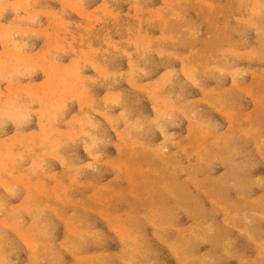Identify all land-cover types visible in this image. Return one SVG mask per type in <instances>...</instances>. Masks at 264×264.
I'll return each mask as SVG.
<instances>
[{"label":"rangeland","instance_id":"374dc122","mask_svg":"<svg viewBox=\"0 0 264 264\" xmlns=\"http://www.w3.org/2000/svg\"><path fill=\"white\" fill-rule=\"evenodd\" d=\"M122 1L123 0H116V1L115 0H113V1L112 0H75V1L74 0H29V1L28 0H24V1L23 0H0V28L3 26L2 27L3 29L2 28L0 29V34L2 33L0 36L1 37L0 42L3 41L0 43V94H1V96H0V121H1V123H0V133H1L0 134V137H1V139H0V168H2V170L0 169V180L4 179V180L8 181V179H9V181H10L11 179H13L10 182V184H12V187H10L11 185L8 184L9 181L4 182V180L3 181L1 180V182H0L2 184V185L0 184L1 185L0 186V212H1L0 213V220L2 222L3 221L2 218L5 219L7 217V219H8L7 221L5 220V223H4V221L2 223L0 222V230L2 229L0 231V240L2 239V241H3V242L0 241V243H1L0 246L2 245V243L4 244L3 246H1L2 248L0 247V252L2 249H4L0 253V258H1L0 264H3V263L7 264L6 261L8 262V260L6 259L7 258L6 255L9 257V261H10V262H8V264H10V263L11 264H27V263L28 264H53V262H55L54 264H64V263L65 264H110L111 262H112L111 264H125L126 262H127L126 264H133V263L134 264L135 263L136 264H138V263L139 264H142V263L143 264H149L150 262H152L151 264H153V261H154V264H177V263L182 264V262H184V261L186 263L184 262L183 264H191V263L192 264H200V263L201 264H264V250H263L264 244H262V242H264V240H263L264 239V235H263L264 234V228H263L264 227V201H261V200H264V198H263L264 190H262V189H264V151H263L264 150V146H263L264 145L263 144L264 143V128H263V126H264V106H263L264 105V96H262V95H264L263 94L264 93V73H263L264 72V28H262V26L264 27V8H262V6L264 7V5H263L264 1L261 0V2L263 1L262 2L263 4H262L260 1L258 2V0H240V1L239 0H229L230 2L228 0H218V1L215 0L217 2H215L214 0H209V1L208 0H193V2H191L192 0H188V1L186 0L187 2L182 1V0H177V1L175 0L174 6H173V0L172 1H169V0H163V1L162 0H148V1L147 0H127L126 1L125 0V1H123V3H122ZM178 1H179V4L177 3ZM242 1L245 4H243ZM66 2H68V3H66ZM73 2H75V3H73ZM13 3H15L17 5L21 3V5H20V7H19V5L16 7L15 4H13ZM27 3H28V5L31 4V5H29V7H30L29 9L26 8V7H28V6H26ZM176 3L179 5V7H178V5H176ZM79 4H80V8L82 7L81 12L79 11L80 10ZM96 4H97V6H96ZM214 4H216V5H214ZM23 5H25V7ZM71 5H73V6H71ZM113 5H114V7H113ZM140 5L142 6V8L140 7ZM198 5H199V7H198ZM93 6H95V7H93ZM137 6H139V7H137ZM111 7H113V8H111ZM161 7L163 9H161ZM175 7H176V10H175ZM229 7H230V9H229ZM77 8H78V10H77ZM171 8L175 12H172L173 10H171ZM180 8H181V11H180ZM211 8L212 9L215 8V9H213V11H212ZM258 8H261V9L258 10ZM22 9L25 11H23ZM96 9H97V11H96ZM99 9H101V10H99ZM83 10H85V11H83ZM87 10L88 11L90 10L89 11L90 13L91 12L95 13V16L98 13L99 17L97 18L93 14V19L91 20V18H89L88 16L92 17V13L90 15H88L89 12ZM151 10H152V12H154V11L155 12L158 11V12L157 13L154 12L152 14ZM165 10H166V14L169 15V16H167L166 14H164L167 16L166 20H169L168 22L165 21V19H164V18H166V16L165 17L163 16V13H165L164 12ZM86 11L88 12L87 14L84 13ZM239 11L240 12L242 11V12L240 13ZM261 11H263V12H261ZM119 12H121V13H119ZM161 12H163V13H161ZM170 12L173 13V14L171 13L172 17L170 16L171 14H169ZM82 13H84L85 15ZM104 13H106L108 15L106 16V14H104ZM184 13L186 16L184 15ZM220 13H221V15H219ZM60 14L62 16H60ZM67 14H69V15H67ZM158 14L160 15V17L161 16L164 17L163 20H162V17L158 18L159 17ZM191 14L193 15L192 17H191ZM222 14H224V15H222ZM29 17H31V20H29L30 19ZM129 17H130V19H129ZM169 17H171V18L168 19ZM180 17L184 18V19L182 20ZM242 17H244V18H242ZM87 18H89V19H87ZM253 18H255L256 20ZM206 19H208V21H206ZM240 19H242V21H240ZM243 19L246 20V21L244 20L245 21L244 23H243ZM251 19H253V20L250 21ZM140 22H143V24L142 23L140 24ZM148 23H149V25H148ZM248 23H250L251 26ZM257 23H258V27L256 28L255 26H257V25H255V24H257ZM7 24H9L11 26H8ZM128 24H130V25H128ZM154 24H157V25H154ZM191 24L194 26H192ZM216 24H218V25L216 26ZM143 25L144 26L146 25V26L144 27ZM186 25H188L189 27ZM206 25H207V27H206ZM12 26H13V28H12ZM165 26H166V29L164 28ZM10 27H11V29H10ZM170 27H171V29L172 28L173 29L170 30ZM184 27H186L187 29ZM220 28H221V30H220ZM4 29H6V31ZM164 29H165V31H167L166 33H165V31H163ZM9 30H10V33H9ZM25 30H26L27 34H26ZM258 30H261L260 34H258L260 32ZM33 31H35V32H33ZM139 31L142 33H139ZM173 31H175V32H173ZM192 31H193V33H192ZM176 32L178 35L175 34ZM8 33H9V35H8ZM143 33H146L148 35L145 36L146 34H143ZM185 33L188 36L185 35ZM194 34H195V36H194ZM243 34H245V35H243ZM172 35L174 36V39H173ZM215 35H217V36H215ZM261 35H263V36H261ZM150 36H152L153 38ZM176 36H178V37L180 36V37L178 38ZM192 36H194V38ZM9 37H10V39H8V41H7V38H9ZM171 38L173 39V41ZM181 38H182V40H181ZM236 38H238V39H236ZM94 39H97V40H94ZM165 39H166V41H165ZM168 39H171L170 41L173 43H171ZM9 40H12V41L10 42ZM140 40H141V42L142 41H146V42L141 43ZM147 40L148 41L150 40V41L148 42ZM159 40L163 41L161 43L164 47L161 45V43H159L160 42ZM177 40H179V41H177ZM134 41L136 43H134ZM124 42H126V43H124ZM229 42H230V44H229ZM3 43H4V45H3ZM246 43H249V45ZM5 44H6V46H5ZM17 44L19 45L18 47H20L21 45L23 46V47L21 46V48H22L21 50L19 48H16ZM122 44H124V46L126 48ZM155 44H157V45H155ZM232 45L236 46L235 50H234V47ZM251 45H252V47H251ZM10 46H11V48H10ZM221 46H222V48H220ZM2 48H3L4 52H3ZM122 48H123V50H122ZM175 48H176V51L178 50L177 52L175 51ZM226 48L229 50H232L230 52L235 51L237 53V50L238 51L241 50V51H239V55H238V53L236 55L235 52L230 53L229 50L228 51L226 50ZM251 48H253V49L251 50ZM144 49H146V50H144ZM244 49H245V51H244ZM7 50H12L10 52L11 55H10V53L8 54ZM167 50H168V52H167ZM225 50H226V52H225ZM247 50L249 51V53ZM253 50L255 53L252 52ZM86 51H87V53H86ZM115 51H117V52H115ZM122 51L123 52L125 51V52L123 53ZM133 51H135V52H133ZM153 51H154V53H153ZM170 51H172V52H170ZM204 51L207 53H205ZM242 51H244L246 54L243 53ZM18 52L19 53L22 52V54L24 56L29 55L28 57H25L28 60H26V59L24 60V58L23 59L18 58V54H19ZM26 52H27V54H26ZM43 52H44V54H43ZM84 52H85V54H84ZM88 52H89V54H88ZM202 52H203V54H202ZM227 52H229L230 54ZM257 52H258V54H257ZM3 53H6V56H5V54L3 55ZM107 53H111V54H107ZM162 53H163V55H161ZM167 53L168 54L171 53V54L168 55ZM172 53H173V55H172ZM182 53H183V55H182ZM195 53H197L198 55ZM200 53H201V57H203V60L199 55ZM12 54L14 55V57L12 56ZM190 54H192V56ZM248 54L249 55L251 54V55L249 56ZM7 55H8V57H7ZM15 55L17 56L16 58H15ZM108 55L110 57H108ZM121 55L124 58L123 57L121 58ZM253 55H255V56H253ZM31 56H33V58ZM186 56H188V57L185 58ZM196 56H197V58H196ZM189 57L191 59H193V57H194L193 60H195V61L189 59ZM234 57H235V59H234ZM182 58H183V60L184 59L185 60L183 61ZM227 58H228V60H227ZM229 58H230V60H229ZM74 59H75V61H74ZM47 60H48V62H47ZM186 60H188V62ZM233 60H234V62H233ZM78 61H79V63L76 64ZM103 61H105V62H103ZM168 61H169V63H168ZM185 61H186V63H185ZM236 61L237 62L239 61L238 64L236 63ZM59 62L61 65L59 64ZM111 62H113V63H111ZM114 62H116V63L114 64ZM135 62H137V63H135ZM140 62L142 63V65H139V64H141ZM190 62L192 65H190ZM204 62H207V63L205 64ZM35 63H37V64L40 63V64L36 65ZM46 63H48V64H46ZM96 63H97V65H96ZM131 63L133 64V66L131 65ZM187 63H189V64H187ZM202 63H204V66ZM247 63H248V65H247ZM33 64H35V66H37V67H35ZM79 64L80 65L82 64L81 67ZM75 65H76V67H75ZM77 65L80 68L77 67ZM92 65L94 66V68ZM168 65H169V67H168ZM206 65L207 66L210 65V66H208V68H207ZM103 66H104V68H102ZM186 66H187V68H186ZM234 66H235V68L238 67L237 71L233 68ZM249 66H251L252 69ZM33 67H34V69H33ZM144 67L145 68L148 67V68H146V70H145ZM193 67H194V69H193ZM213 67L214 68L216 67V68L214 69ZM217 67H220L222 69V71L219 68V72H217L218 71ZM227 67H228V69H227ZM242 67H243V69H242ZM35 68H37V69H35ZM44 68L46 69V71ZM60 68L62 71L60 70ZM83 68H85V69L82 70ZM174 68H176L178 71ZM196 68H198V70ZM209 68L210 69L212 68V69L210 70ZM224 68L226 69V72H225ZM232 68L234 69V71H235L234 73L236 75H234L231 72V71H233ZM239 68H240V70H239ZM139 69H140V71H139ZM171 69H172V71H171ZM204 69L206 72H204ZM70 70H71V72H70ZM98 70H100V71H98ZM105 70L108 71L110 74L109 73L107 74ZM121 70H123L124 73ZM188 70L189 71L191 70L190 72H192L194 74L189 75L190 73ZM199 70H202V71H199ZM227 70H229L230 74H228ZM28 71L31 73H29ZM47 71H48V73H47ZM152 71H153V73H152ZM174 71H176L177 74ZM197 71H199V72H197ZM243 71L245 72V74ZM249 71H251V73ZM252 71H253V73H252ZM63 72L66 73L67 76H66V74L64 75ZM248 72H249V74H247ZM15 73H16V75H15ZM28 73L30 74V76ZM53 73H54V75H53ZM68 73H69V75H68ZM81 73H83V74H81ZM100 73H102V75ZM127 73H129V74H127ZM132 74H134L133 77L131 76ZM250 74H252V76ZM5 75H7V76H5ZM86 75L88 77H85ZM119 76H121L120 77L121 79L119 78ZM130 76H131V78H130ZM76 77H77V79H76ZM94 77H95V80L97 79V81H95L93 79ZM195 77H196V79L198 78V80H196ZM221 77H223V78L221 79ZM225 77H226V79H224ZM82 78H84V79L82 80ZM126 78H128L127 81H126ZM193 78L196 80V83L194 82L195 80ZM16 79H17V81H16ZM85 79L86 80L88 79L89 81L88 80L86 81ZM157 79L160 80L161 82L163 81L161 86L158 85V82L160 84H161V82L158 81ZM65 80L68 81V83L65 82ZM135 80H137V82ZM138 80H139V82L140 81L141 82L138 83ZM177 80L178 81L180 80V81L178 82ZM189 80H191V81H189ZM215 80H216V82H215ZM70 81H71V84L69 83ZM76 81H78V82H76ZM83 81H84V83H83ZM120 81H122V82L120 83ZM168 81H170V82H168ZM72 82H75V83H72ZM142 82H144V83H142ZM29 83H30V85H29ZM90 83L92 84V86H94V85H97V86H94L92 88ZM156 83H157V85H156ZM187 83H189V84H187ZM7 84L11 85V86H9L10 88H8ZM17 84H18V87L16 86ZM21 84H24V85L22 86ZM27 84L30 86V88H32L31 90ZM138 84H140V85L142 84V87ZM143 84H145V87L148 85L146 90H145ZM169 84H171V85H169ZM172 84H174V85H172ZM183 84H186L187 86L185 87V85H183ZM240 84H242V85H240ZM245 84L248 86L245 87L246 86ZM33 85L36 87H34ZM197 85H199V87ZM243 85H245L244 86L245 88L243 87ZM250 85H251L252 89H251ZM24 86H27L29 89L27 87H24ZM73 86H76V87L73 88ZM203 86H204V88H203ZM88 87H89V90L87 91ZM111 87L114 90L111 89ZM238 87H240V88H238ZM13 88H14V91H13ZM24 88L26 91L23 90ZM16 89H18V90H16ZM27 89H28V91L30 90L29 93H28ZM67 89H69V90H67ZM127 89H129V90H127ZM156 89H158V90L160 89V91H157ZM183 89H184V91H183ZM210 89H212V90H210ZM226 89H228V90H226ZM239 89L240 90L243 89L242 90L243 92L240 91ZM246 89L248 90V92ZM81 90H82V93H81ZM84 90H85V92H84ZM147 90H148V92H147ZM149 90H150V92H149ZM205 90H206V92H205ZM216 90L217 91L220 90V92H217ZM253 90H254V92H253ZM118 91H121V93ZM168 91H169V93H168ZM180 91H181V93L183 91V93L180 94ZM244 91H245V93H244ZM258 91L260 92V94ZM66 92H68V94ZM94 92H95V95H94ZM160 92H162V93L165 92V93L162 95ZM175 92H176V94H175ZM216 92H217V94H216ZM251 92L254 93V94H252L253 96L251 95ZM255 92L257 95H255ZM57 93H58V95H57ZM71 93H72V95H71ZM83 93L84 94L86 93L87 95L86 94L82 95ZM105 93H107L109 95H106ZM116 93L117 94L120 93L121 95H117ZM130 93H131V95H130ZM156 93L159 94V96L162 95L163 98L162 97L158 98V95H156ZM204 93L206 94V98H203V97H205ZM209 93H212V95H214V96H212L211 94L208 95ZM43 94L45 95V97ZM76 94H78V95H76ZM114 95L117 97H115ZM207 95H208V97H207ZM39 96H41V97L39 98ZM71 96H73V97L70 99L69 97H71ZM85 96H87V97H85ZM108 96L110 97L111 101H112V99H114L113 101L115 103L109 101L110 99L108 98ZM169 96H171V99L169 98ZM222 96H223V100H222L223 103L220 102L222 99ZM7 97H8V99H7ZM43 97H44V99H43ZM91 97H94V98H91ZM103 97L107 101L104 100ZM119 97L123 98V100ZM164 97H166V98L168 97L170 100L168 101L167 100L168 98L166 99ZM210 97H211V99H210ZM251 97H254L255 100ZM98 98H99V100H98ZM135 98H137V99L135 100ZM208 98H209V100H204V99H208ZM213 98H214V100H217V99L218 100L214 101V100H212ZM256 98H257V100H256ZM76 99H78V101ZM94 99L96 100V102L92 101ZM160 99H162V101ZM201 99H203V101ZM243 99H244V101H243ZM115 100L121 101V102L118 101L120 104L118 105V102H116ZM164 100H167V102ZM224 100H225V102H224ZM31 101H33L32 104H31ZM50 101H51V103L49 104ZM105 101L107 104H105ZM171 101L174 103H172ZM213 101H214V103H213ZM218 101L220 102V104ZM90 102L92 104H90ZM108 102H110V103L108 104ZM170 102L173 104V105L171 104L172 108L168 104ZM47 103H48V106H47ZM69 103L71 105H69ZM84 103H89L87 105L88 107L85 106L86 104H84ZM176 103L179 105L176 106ZM181 103H182V106L180 105ZM215 103H216V105L219 104L220 107L218 105V108H217ZM61 104H64V105H61ZM65 104H66V106H65ZM153 104H154V106H152ZM158 104H159V106H157ZM190 104H191V106H192V104H194V105L191 107ZM14 105H15V107H14ZM89 105H92L93 107L89 106ZM214 105H215V107H214ZM221 105H223L224 108H223V106L221 107ZM83 106L86 108H84ZM161 106L162 107L164 106V108H162ZM183 106H184V108H183ZM5 107H6V109H5ZM64 107H66L67 109ZM135 107H137V108H135ZM157 107L158 108L161 107V108H159V110H158ZM165 107H166V110L168 112H166ZM167 107H168V109H167ZM260 107H261V109H260ZM10 108H12V110ZM126 108L129 111L128 114H127V111H124V110H126ZM188 108H190V109H188ZM232 108H234V109H232ZM44 109L46 111H44ZM90 109L92 110V112ZM105 109L107 112L105 111ZM218 109H219V111H221V114H220V112H218ZM41 110H43L44 113H41L42 112ZM64 110H66V111H64ZM83 110H85V111H83ZM108 110H109L110 114L113 113L115 115L114 116L115 118L117 116L116 114H118V113L119 114L121 113L123 117H125L126 114H127V116L125 118H123L121 116L122 117V119H121L119 114H118V122H116V124H115V121L117 120V118L115 119L114 117H112V115L109 114ZM193 110H194V112H193ZM225 110H226V112H225ZM182 111L183 112L187 111V112H184V114L182 115ZM199 111H200V113H199ZM5 112H8V113L10 112L11 115H10V113L9 114L6 113L5 115H3ZM25 112H26V114H25ZM134 112L136 113V115H134L135 114ZM17 113H20V114H17ZM161 113H162V117H160ZM185 113L188 116L185 115ZM208 113H210V114H208ZM250 113H251V115H250ZM7 114H8V117L13 115L11 117V119L10 118L8 119V117H6ZM123 114H125V115H123ZM170 114H172L171 115L172 118H171ZM178 114H179V116H178ZM198 114H199V116H198ZM228 114H230V115H228ZM16 115H19L18 116L19 118ZM20 115H21V117H20ZM103 115H105V116L103 117ZM109 115H110V118H109ZM164 115H169L170 117H167V116L165 117ZM192 115L194 117H197V119L199 118L200 122H198L199 121L198 120L197 121L198 123H197L195 121V118ZM222 115H223V117H222ZM232 115H233V117L236 115L235 119L237 121L235 119H232L233 118ZM56 116H58V117H56ZM212 116H213V118H212ZM79 117H80V119H79ZM158 117H160V118H158ZM82 118H83V120L85 118V120L83 121ZM91 118H92V120H91ZM112 118H113V120H112ZM143 118H145V119H143ZM14 119L16 121H14ZM110 119L114 122L110 121ZM164 119H165V121H164ZM167 119H169V120H167ZM205 119L206 120L208 119V120L206 121ZM230 119H232V121ZM19 120H20V122H19ZM56 120L58 123H56ZM122 120L125 122L123 123ZM127 120H129V123ZM130 120L132 122H130ZM143 120L146 123L141 125L142 123H144ZM157 120H159V122H161V123L159 124V122ZM177 120H179V121L177 122ZM190 120H191V122H190ZM50 121H52V122H50ZM93 121H96L97 123L93 122ZM139 121L141 123H139ZM150 121H152V122L150 123ZM234 121H236V122H234ZM71 122H75V124L71 123ZM83 122H85V123H83ZM110 122H112L113 125ZM135 122L137 124H139V126H137V124ZM201 122H202V124H201ZM249 122L251 124H249ZM20 123H21V125H20ZM52 123H53L54 127L56 126L55 128L52 126ZM86 123L87 124L89 123L88 125H90L91 128H89L88 125L86 127ZM258 123H260V124H258ZM155 124H156V127H155ZM193 124L195 125V127ZM77 125H81L82 127L81 126L79 127ZM92 125H93V127H96V129L92 128ZM162 125H164V127ZM172 125H174V126H172ZM198 125L200 126V128L198 127L199 132L196 130V129H198L197 128ZM202 125H203V129L205 128V130H204L205 132L202 129ZM238 125L239 126L242 125V126L239 127ZM142 126L146 127V128H143ZM159 126H162L163 129L161 127L159 128ZM230 126L233 128H230ZM257 126H259V127H257ZM48 127L52 128V129H50ZM78 127L80 129H78ZM168 127H169V129H168ZM193 127L195 128L197 135L192 132ZM218 127H220V128H218ZM86 128H87V130L91 129L89 131H92V130L93 131L88 132L86 130ZM141 128H143V129L141 130ZM46 129L48 131L52 130L50 132L51 133L50 136H49L50 133ZM61 129H62L63 133L60 131ZM133 129H134V132H132ZM247 129L248 130L250 129L251 132L248 131ZM45 130L47 132H45ZM55 130L58 131V134L56 133L57 131H55ZM79 130H80V133L76 134L77 131L79 132ZM122 130L124 132H125V130L126 131L128 130L129 132H131V135H133V138H132V136H130L128 131L125 133L126 137L122 136V134L124 135ZM136 130L138 131L137 133H136ZM245 130H247V131H245ZM257 130L259 132H257ZM64 131H67V132L64 133ZM227 131L229 133H226ZM52 132H53V134H52ZM93 132H94V135L92 136L91 133L93 134ZM167 132H168V134L169 133L172 134L171 137H169L170 134L169 135L166 134ZM180 132L182 133V135ZM190 132H191V135H190ZM197 132L198 133L202 132L203 134L202 133L198 134ZM249 132L251 134H249ZM16 133H19V134H16ZM30 133H32V135H30ZM38 133H40V134L38 135ZM47 133H49V134H47ZM68 133L72 134L71 135L72 137L69 138ZM83 133H85V135ZM204 133L206 134V136H204ZM220 133H222V134H220ZM247 133H248V135H247ZM26 134L27 135L29 134V136L27 137ZM74 134H76V135H74ZM127 134L129 135L130 140L128 139ZM252 134H254V135H252ZM256 134H257V136H256ZM21 135H24L23 137L26 136L27 140L25 138L21 137ZM40 135H43V137L41 138ZM73 135L76 136V139ZM200 135H202L203 137ZM228 135L229 136L231 135V136L226 137ZM243 135L246 136V138ZM260 135H262V136H260ZM8 136L10 138V141L7 139ZM11 136H12V138L15 136V138L18 140H24L25 139L23 141L24 143L20 142V143H23V145H20L18 140L16 141L15 138L13 141ZM103 136H106V137L103 138ZM112 136H113V138H112ZM199 136H200V138H198ZM2 137H3V139L6 137L4 139L5 143L7 142L6 144L3 143L4 140L2 139ZM54 137H55V139H54ZM90 137H92L93 141ZM32 138L33 139L35 138L36 142H34V140H31ZM43 138H45V139H43ZM81 138H83V139L81 140ZM101 138H103V139H101ZM131 138L133 140L137 138L135 140L136 143ZM193 138H194V140H193ZM201 138H203V140H202L204 142L203 145H202V141L200 140ZM257 138L261 139V140H258ZM38 139H41V140L38 141ZM50 139H51V141H50ZM89 139H91V141ZM94 139H96V141ZM120 139H122L121 142H120ZM143 139H144V141H140ZM163 139L165 141H163ZM11 140H12V142H11ZM72 140H74L75 142ZM138 140L140 141L139 142L140 145L138 143ZM195 140H199V142H197L198 144L196 147H195L196 142H194ZM210 140H211V142H210ZM217 140H218V142H217ZM228 140H229V142H228ZM54 141H57V142L59 141V142L57 143ZM62 141H63V143L61 146ZM65 141H67V142H65ZM94 141H95V143H94ZM189 141H190V143H189ZM222 141H223V143H222ZM258 141H260V142H258ZM9 142H11V143L8 146ZM124 142H125V146H124ZM163 142H165V143L163 144ZM225 142H227V144H225ZM1 143H2V145H1ZM53 143H56L57 145L53 144ZM134 143H135V145H131ZM213 143H214L213 146L210 145ZM221 143H222V146H221ZM26 144H27V146H26ZM37 144H38V146H37ZM63 144H65V146H63ZM121 144H122V146H121ZM162 144H163V146H162ZM49 145H50V147H49ZM54 145L57 147L60 145L61 147L59 146L60 149H57ZM87 145H88V148L89 147H92V148L88 149ZM90 145H92V146H90ZM94 145H96V147ZM147 145L150 147L147 148ZM155 145H156L157 149L154 148ZM201 145H202V147H200ZM34 146L36 148H34ZM51 146H52V148H51ZM120 146H121L120 149H122L121 152H120V149L118 150V147H120ZM126 146H127V148H128V146H130L131 148L129 147V149H127V148H125ZM186 146H188L187 149H186ZM46 147L47 148L49 147V148L47 149ZM53 147H55L56 150L53 149ZM144 147L147 149H144ZM163 147H164V149H161ZM171 147H172V149H171ZM182 147H183V149H182ZM194 147L195 148L200 147L199 149H201L202 151L201 150L197 151V149L195 151ZM8 148H10V149H8ZM29 148H30V150H29ZM135 148H136V150H135ZM153 148H154V151H153ZM4 149H5V151H4ZM33 149H35L38 153L36 151H33ZM52 149L56 152L58 150V153L60 152V154H61V152H63L62 154H64V155L62 156V154H61L58 157V153L53 152ZM105 149H108V150H105ZM8 150H9V152H8ZM25 150L28 152H26ZM155 150H156V154L153 153V152H155ZM160 150H162V151H160ZM11 151H13V152H11ZM19 151H20V153H19ZM23 151H25V153ZM159 151L162 153H160ZM190 151H192V152H190ZM236 151H237V153H236ZM1 152H3V153L1 154ZM15 152L16 153L18 152L19 154L18 153L15 154ZM135 152L137 153V155ZM29 153L32 155H30ZM34 153H35V155H34ZM49 153L54 155L52 157L54 158L55 161H49V160H53V158H51V156H49L50 158L48 156L47 157L45 156V155H48ZM89 153L92 155V157ZM133 153H135V154H133ZM163 153H164V155H166V157H164ZM169 153H170V156H169ZM215 153H216V156H215ZM13 154H15L16 158H14L15 156ZM20 154H23V156H20ZM186 154H187V157H186ZM9 155H11L10 157L13 158L12 159L13 161L11 160V158H8ZM17 155H19V156H17ZM29 155H30V157H29ZM55 155H57V156L55 157ZM96 155L98 158L96 157ZM126 155H127V157H126ZM43 156H45L44 157L45 162L39 161V160H43ZM214 156H215V159H214ZM62 157L69 159V160L66 159V161L68 160L67 162H69L68 166H67V162H65V160H64L65 158L63 159ZM123 157H125L124 160L121 159ZM159 157H161V158H159ZM4 158L5 159L7 158V159L5 160ZM60 158H62V160ZM94 158H95L96 162H95ZM108 158H109V160H112V162L114 164L111 161H109ZM117 158H118V160L121 159L122 161L120 160L118 162L116 160ZM127 158H128V160H127ZM162 158H163V160H161ZM219 158H223V159H219ZM3 159H4V161H3ZM45 159H47V161ZM113 159H115L116 162L113 161ZM237 159H239V160H237ZM7 160L9 162L11 160L10 164ZM17 161H19L18 163H20L19 168L17 167L18 166ZM216 161H218V162H216ZM12 162H14L13 164H15V163L16 164L13 165ZM51 162L53 165L51 164ZM104 162L105 163L108 162L109 166H108V164H105ZM109 162H111V163H109ZM129 162H130V164H129ZM47 163L50 164V165L48 164V167H47ZM72 163L73 164L75 163V164L72 165ZM90 163L92 164V167H91V165H88ZM93 163L94 164L96 163V164L94 165ZM98 163H101V164H98ZM126 163L128 165L127 167H126ZM3 164H4V166H3ZM80 164H82V165H80ZM116 164H118L117 165L118 169H117V167L114 166ZM131 164L132 165L134 164V165L132 166ZM8 165L9 166H15V167L9 168ZM39 165L41 166V168L44 167V170L46 172L42 171L43 169H41ZM44 165H46V166H44ZM147 165L149 166V172L151 169H154L155 171L153 170L154 172L151 171L150 173H148V171H147V175H146V170H148ZM2 166L3 167L6 166L5 169ZM52 166H54L55 168L54 167L52 168ZM88 166H89V168H88ZM35 167H36V169H35ZM37 167H39V168L37 169ZM214 167H215V170H214ZM48 168H49V170H47ZM72 168L74 169V171H72L73 170ZM75 168H79V169H81V171L79 169H75ZM130 168H131V170H130ZM3 169L5 171H3ZM10 169H12L11 170L12 172L10 171ZM17 169L19 170L18 172L20 174L17 172ZM28 169H29V171H28ZM39 169H41V172ZM69 169H71V170H69ZM126 169L128 171H126ZM138 169H139V171H137ZM78 170H79V172H76ZM33 171H34V174L31 175L33 173ZM70 171H71V173H70ZM135 171H137V173H135ZM181 171H182V173H181ZM10 172L13 174L12 176H10V174H11ZM44 172L48 173L47 176ZM25 173L27 176L25 175ZM66 173H68L69 176L72 173L74 175L72 174L68 178V175ZM75 173H76V175L78 173V175L75 176ZM128 173H131L130 174L131 176L128 175ZM143 173H144V175H143ZM188 173L190 174V179H188L189 178ZM55 174H57V176H59V177H57ZM118 174H119V176H118ZM126 175H128V177ZM21 176H22V178H21ZM38 176L41 177L39 180H38V178H39ZM79 176L81 179L80 178L78 179ZM53 177H55V178H53ZM60 177H61V179H60ZM73 177H76L77 179L73 178ZM125 177H127V178H125ZM67 178H68V180H67ZM128 178L131 179V182H130V179H128ZM22 179H23V182H22ZM36 179L39 181V183L36 182ZM49 179L51 182L49 181ZM82 179L85 182H83ZM167 179H169V180H167ZM230 179H232V180H230ZM17 180H19V181H17ZM28 180H30V181L33 180L35 183L33 181L30 182ZM40 180H41V183H40ZM58 180H60V182H59L60 184H58V182H55ZM13 181L17 182V183H14L15 185H19V183L21 182L20 183L21 186L19 185L18 187H15V185H14V187H13V183H12ZM43 181H44V183H42ZM64 181H66V183ZM77 181H80V182L78 183ZM132 181H135V182L133 183ZM188 181H189V183H188ZM22 183H25V184H23L25 186V188H24V186H22ZM31 183H32V185H30ZM55 183H56V185H55ZM63 183H65L64 187L62 185ZM75 183H76V185H75ZM83 183H85V184H83ZM90 183H92V185ZM192 183H194V184H192ZM195 183L197 184L198 187L196 186ZM35 184L37 185V187H39L38 191L40 193L44 192L46 194L45 195L43 193V195L45 197L43 195H40V197L38 196L40 193L37 191V187L35 186ZM71 184H72V186H71ZM81 184H83V185H81ZM101 184L104 185V187H101L102 186ZM105 184L106 185L108 184V185L106 186ZM47 185H49V186H47ZM59 185L61 186L60 188H58ZM130 185H132V186H130ZM160 185H163V186H160ZM5 186H8L9 188H7ZM32 186L36 187V188H34V191L32 189L33 188ZM41 186H42V188H40ZM44 186L46 188H44ZM97 186H98V188H97ZM108 186H110L111 188ZM19 187H22V189ZM26 188L31 189L32 191L31 190L30 191L32 193L29 191V189L26 190ZM68 188H70V189H68ZM100 188H102L101 191L100 190L97 191ZM201 188H203V189H201ZM45 189H46V191H45ZM50 189H51V191H50ZM129 189H130V191L128 192L127 190H129ZM117 190H119L120 192ZM168 190H171L170 193L168 192ZM12 191L16 192V193H14V196H12L13 195ZM62 191H63V195L64 194L67 195L68 193L70 194V195L65 196L68 198V201L66 200L67 198H65L63 195L61 196L60 193ZM66 191H67V193H66ZM95 191L98 193H96ZM231 191H232V193H231ZM10 192H12V195ZM36 192H38V193H36ZM53 192H55L56 194H54ZM99 192H101V193H99ZM114 192H116V193H114ZM9 193H10V195H9ZM109 193L112 196H110ZM16 194H17V196H16ZM31 194H32V196H31ZM48 194H50V197H48L46 199V197L49 196ZM85 194H87V195H85ZM99 194L101 195V197ZM57 195H59V196H57ZM93 195H94V197H93ZM102 195H106V199H104L105 196L102 197ZM200 195L202 198H200ZM251 195H252V198H251ZM27 196H29L30 198L29 197L27 198ZM35 196L40 198L39 201H38V198ZM41 196H43V198H41ZM70 196H73V197L71 198ZM81 196H82V198L84 197L85 200L82 199ZM259 196L261 199L258 198ZM1 197L4 200L7 199L6 204H5V201H2L3 199ZM33 197H35V199H33ZM59 197H60V199H59ZM74 197L76 198L75 200H74ZM253 197H254V199H253ZM36 198H37V201H36ZM70 198H71V200H70ZM54 199H56V200H54ZM57 199H59L58 200L59 202L57 201ZM61 199L63 200V204H62ZM81 199L84 200L83 201L84 203L82 202L83 204H81V202H80ZM97 199H101L103 201H100V200L96 201ZM211 199H213V200H211ZM249 199H251V200H249ZM104 200L107 203L109 202L110 204L109 203L107 204L106 202H104ZM34 201H36V203ZM54 201H56V202H54ZM1 202H3L4 204ZM22 202H24V203H22ZM42 202H43L44 206L41 204ZM67 202L68 203L71 202L69 204V206H68ZM72 202H74V203H72ZM14 204H16V205H14ZM18 204H20V205H18ZM32 204L36 207L32 206ZM38 204H39V206L41 204V206L39 207ZM87 204H90V205L88 206ZM157 204H158V206H157ZM3 205H4V207H3ZM27 205H28V208L26 207ZM30 205H31V207H29ZM52 205H53L54 209L51 208ZM83 205H85V206H83ZM99 205H104V206H99ZM20 206H21V208H23V206L26 208H23L21 211V209L19 208ZM45 206H47L49 209L47 207L45 208ZM65 206H67V207H65ZM79 206H81V207H79ZM15 207L17 210L20 209L16 215L20 216L21 218L23 217L22 219L20 217L15 218L16 217L15 211H17L15 209ZM37 207H39V208H37ZM59 207H62L61 212H60ZM88 207H89V209H88ZM97 207H99L101 210H99V208H97ZM34 208H36L35 209L36 212H35ZM91 208H93L94 211ZM104 208H105V210H104ZM245 208H246V210H245ZM42 209H44V212L42 213L43 216L40 213L41 211H43ZM55 209H57V210H55ZM28 210L31 211L32 216H31V214H29L30 212ZM96 210H98L99 212ZM106 210H108L109 212L111 211V212L109 213ZM118 210L119 211L121 210V212H120V213H122V214H120L121 218L119 217V211ZM147 210H148V212H147ZM152 210H154V211L152 212ZM228 210H229V212H227ZM249 210L251 212H250V214L249 213L247 214V212H249ZM12 211L15 213H13ZM233 211H237V214H236V212H233ZM11 212L13 213V215H11L12 214ZM96 212H98V213H96ZM100 212L102 213L103 216L100 215L101 214ZM60 213H61V216H60ZM103 213H106V215ZM112 213H114V214H112ZM231 213H233V214L230 217ZM245 213H246V215H245ZM225 214L226 215L228 214V215L226 216ZM242 214H243V216H242ZM53 215H54V217H53ZM70 215H71V218L69 217ZM99 215L101 218L99 217ZM107 215L108 216L112 215V216L107 217ZM12 216L15 220L12 218ZM62 216H64L63 219H61ZM123 216H125V217H123ZM156 216H158V217H156ZM235 216H236V218H235ZM9 217L12 218L13 219L12 221H14L16 223L15 224L14 222H12L13 224H15V226L12 225L11 219ZM94 217H96V218H94ZM117 217L120 218L121 220H124V221L123 222L120 221ZM127 217H128V219H126ZM40 218H43V219L41 220ZM47 218H49L50 221ZM53 218H54L53 223L55 225L52 226L51 222L53 221ZM55 218H56V220H55ZM65 218H66V221H65ZM67 218H68V220H67ZM9 220H10V223H9ZM69 220H70V222H69ZM71 220H72V222H71ZM79 220H81V221H79ZM47 221H49L50 223ZM62 221H64V222H62ZM74 221H77V222L74 223ZM114 221H115V223H114ZM168 221H170V222H168ZM17 222H19V223H17ZM67 222H69V223H67ZM153 222H156L157 225H155V223L151 224ZM72 223L75 224V226ZM116 223H119V224H116ZM162 223H165V224H162ZM230 223H232V224H230ZM5 224L6 225L9 224L10 228H11V226H13L12 227L13 231H12V229H9V227L6 226ZM20 224H22V225H20ZM204 224H206V227ZM67 225H69V226H67ZM109 225H111V226H109ZM115 225H118V226H115ZM121 225L125 226L128 230H130L132 235H133V232L135 231L134 235L132 237L134 239H136V241H138L139 245L138 244L137 245L139 246V248L134 244V242L133 243L129 242L131 245L128 243L129 239L126 240V238H125L126 236L124 237L123 236L124 234H122L123 232H121L122 228H123V226H121ZM244 225L245 226L247 225V226L245 227ZM31 226H33V227H31ZM129 226H130V228H129ZM172 226H174V227H172ZM182 226L185 228H183ZM18 227H20V228L18 229ZM22 227H24V229L21 230ZM28 227L31 228V231L33 230V232H35V233H33V232L31 233L30 229L28 230ZM118 227H121V228H118ZM157 227H159V228H157ZM188 227H190V228H188ZM235 227H237V228L239 227L238 229H241L240 230L241 233ZM52 228H54V231ZM162 228H164V229H162ZM206 228H208V230L212 231V232L208 233V230H206ZM16 229H17V231H16ZM185 229L186 230L189 229V230H187V232H186ZM23 230H25V231L23 232ZM118 230H120V231H118ZM183 230L185 232H183ZM28 231L31 234L29 236L27 235L28 237L26 238L25 232L28 233ZM96 231H98V232H96ZM137 231L139 232V234L137 233ZM142 231H144V232H142ZM154 231H156V232L159 231V232L156 233ZM177 231H179V232H177ZM246 231L248 232V234L246 233ZM21 232H23V233H21ZM65 232L68 235L66 237H65ZM181 232H182V234H181ZM2 233L3 234L6 233V234L2 236L1 235ZM20 233L22 236L21 235L18 236V234H20ZM40 233H41V235H43L42 237H40L41 236ZM158 233L161 237L160 236L158 237ZM199 233L202 237L199 235ZM32 234L34 236H36V237H34L35 239L33 238V236L31 239ZM47 234H48V236H47ZM118 234L121 235L122 240H124L125 242L124 241L121 242V237ZM140 234H141V236H140ZM153 234H154V236H153ZM239 234H240V236H239ZM38 235L40 238L38 237ZM182 235H183V237H182ZM246 235H247V237H246ZM249 235H250V237H249ZM73 236H75V237H73ZM203 236H204V238H203ZM19 237L21 238V240L19 239ZM67 237L69 239H67ZM118 237H120V238H118ZM181 237H182V239H181ZM195 237H197V238L195 239ZM22 238L24 241L22 240ZM82 238H84V239L82 240ZM93 238H97V239L99 238V239L98 240L96 239V241H94ZM113 238H114V240H113ZM159 238H161V241ZM5 239H8V240H5ZM73 239H74V244H73ZM100 240H102V241H100ZM29 241L30 242L31 241H33V242L37 241L36 243H38V244L33 243V247L31 248V246H29V248H28L26 246L30 245ZM154 241H155V243H154ZM178 241H181V242H178ZM223 241H224V243H223ZM229 241H230V243H229ZM225 242H227V243L225 244ZM9 243H10V245H9ZM95 243H96V245H95ZM260 243L263 246L259 245ZM35 244H36V247L38 249V251H36L37 253L33 249L35 247L34 246ZM132 244H134V245H132ZM152 244H153V246H152ZM169 244H170V246H169ZM51 245H53V246H51ZM62 245H64L66 248ZM123 245H124V247H123ZM71 246H72V248H71ZM129 246H130V248H129ZM241 246L242 247L244 246V247L242 248ZM254 246H256V247H254ZM99 247H102V248L100 249ZM146 247H147V249H144ZM246 247H248V248H246ZM249 247H250V249H249ZM257 247H258V249H257ZM59 248H61V249H59ZM64 248H65V251L63 252ZM148 248H150V250H152V249H156V250H152L151 252H148V251H150V250H148ZM28 249L30 250V252H28L29 251ZM227 249H229V250H227ZM4 251H6V252L4 253ZM31 251H33L34 253ZM84 251H86V252H84ZM130 251H132V252H130ZM173 251H174V253H173ZM225 251H226V254H225ZM228 251H230L231 253ZM109 252L112 254H110ZM123 252H124V254H123ZM139 252L141 253V255ZM247 252H248V254H247ZM99 253H101V255ZM143 253H144V255H143ZM81 254H83V255H81ZM84 254H86L87 256H85ZM187 254L191 258L186 256ZM202 254H203V257H202ZM206 254H208V255H206ZM259 254H261V256ZM16 255H17V258H16ZM28 255H29V257H28ZM176 255H178V257ZM224 255H225V257H224ZM251 255H252V257H251ZM33 256L35 258H33ZM76 256H78V257H76ZM133 256H134V258H133ZM181 256L184 258V260L182 259ZM124 257H126V262L125 261L123 262V260H125ZM128 257H129V260H131V262H133V263H130L128 261ZM180 257H181V259H180ZM243 257H244V261H243ZM74 258H75V260H74ZM78 258H79V260L81 259V261H79ZM195 258H196V260H195ZM228 258H230L229 262L227 261ZM240 258H241V261H240ZM252 258H253V260H252ZM3 259L5 260L4 262H3ZM31 259L33 260V262L31 261ZM45 259H46V261H45ZM14 260H16V261H14ZM49 260H51V261H49ZM157 260H159V261H157ZM63 261H65V262H63ZM30 262H32V263H30Z\"/></svg>","mask_w":264,"mask_h":264},{"label":"bare ground","instance_id":"6f19581e","mask_svg":"<svg viewBox=\"0 0 264 264\" xmlns=\"http://www.w3.org/2000/svg\"><path fill=\"white\" fill-rule=\"evenodd\" d=\"M23 1H24V0H23ZM28 1H29V0H28ZM74 1H75V0H74ZM112 1H113V0H112ZM115 1H116V0H115ZM123 1H125V0H123ZM123 1H122V3H123ZM126 1H127V0H126ZM147 1H148V0H147ZM162 1H163V0H162ZM169 1H172V0H169ZM169 1H168V2H169ZM174 1H175V0H173V6H174V3H175ZM176 1H177V0H176ZM182 1H186V0H182ZM187 1H188V0H187ZM187 1H186V2H187ZM208 1H209V0H208ZM214 1H215V0H214ZM217 1H218V0H217ZM217 1H215V2H217ZM228 1H229V0H228ZM239 1H240V0H239ZM239 1H238V2H239ZM259 1L261 2V0H258V2H259ZM263 1H264V0H263ZM263 1H262V2H263ZM82 2H83V1H82ZM119 2H120V1H119ZM168 2H167V3H168ZM189 2H190V1H189ZM191 2H193V0H192ZM206 2H207V1H206ZM229 2H230V1H229ZM234 2H235V1H234ZM254 2H255V1H254ZM262 2H261V3H262ZM66 3H68V2H66ZM73 3H75V2H73ZM110 3H111V2H110ZM116 3H117V2H116ZM141 3H142V2H141ZM148 3H149V2H148ZM177 3L179 4V1H178ZM177 3H176V5H178ZM210 3H211V2H210ZM224 3H225V2H224ZM242 3H243V1H242ZM256 3H257V2H256ZM13 4H15V3H13ZM25 4H26V3H25ZM81 4H82V3H81ZM108 4H109V3H108ZM111 4H112V3H111ZM114 4H115V3H114ZM190 4H191V3H190ZM202 4H203V3H202ZM220 4H221V3H220ZM239 4H240V3H239ZM243 4H245V3H243ZM262 4H263V3H262ZM18 5H19V7H20L21 3L18 4ZM18 5L15 4L16 7H17ZM29 5H31V4H29ZM29 5H28V3H27L26 6H28V7H26V8L29 9V8H30ZM82 5H83V4H82ZM103 5H104V4H103ZM167 5H168V4H167ZM214 5H216V4H214ZM221 5H222V4H221ZM221 5H220V6H221ZM228 5H229V4H228ZM263 5H264V4H263ZM23 6L25 7V5H23ZM66 6H67V5H66ZM71 6H73V5H71ZM71 6H70V7H71ZM83 6H84V5H83ZM85 6H86V5H85ZM96 6H97V4H96ZM143 6H144V5H143ZM185 6H186V5H185ZM240 6H241V5H240ZM24 7H23V8H24ZM93 7H95V6H93ZM113 7H114V5H113ZM113 7H111V8H113ZM115 7H116V6H115ZM137 7H139V6H137ZM140 7L142 8L141 5H140ZM163 7H164V6H163ZM168 7H169V6H168ZM171 7H172V6H171ZM178 7H179V5H178ZM198 7H199V5H198ZM211 7H212V6H211ZM236 7H237V6H236ZM255 7H256V6H255ZM260 7H261V6H260ZM14 8H15V7H14ZM75 8H76V7H75ZM81 8H82V7H81ZM81 8H80V4H79V9H80L79 11H80V12L82 11ZM118 8H119V7H118ZM150 8H151V7H150ZM157 8H158V7H157ZM172 8H173V7H172ZM172 8H171V10H173ZM262 8H264V7L262 6ZM93 9H94V8H93ZM106 9H107V8H106ZM144 9H145V8H144ZM151 9H152V8H151ZM161 9H163V8L161 7ZM201 9H202V8H201ZM211 9H212V8H211ZM213 9H215V8H213ZM213 9H212V11H213ZM229 9H230V7H229ZM260 9H261V8H258V10H260ZM15 10H16V9H15ZM22 10H23V9H22ZM40 10H41V9H40ZM74 10H75V9H74ZM77 10H78V8H77ZM77 10H76V11H77ZM90 10H91V9H90ZM90 10H89V11H90ZM99 10H101V9H99ZM108 10H109V9H108ZM152 10H153V9H152ZM152 10H151V13L153 14L155 11L152 12ZM168 10H169V9H168ZM171 10H170V11H171ZM175 10H176V7H175ZM196 10H197V9H196ZM207 10H208V9H207ZM221 10H222V9H221ZM236 10H237V9H236ZM244 10H245V9H244ZM23 11H25V10H23ZM27 11H28V10H27ZM34 11H35V10H34ZM34 11H33V12H34ZM43 11H44V10H43ZM79 11H78V12H79ZM83 11H85V10H83ZM87 11H88V10H87ZM87 11L84 12V13L87 14V13L89 12V11H88V12H87ZM96 11H97V9H96ZM109 11H110V10H109ZM120 11H121V10H120ZM146 11H147V10H146ZM161 11H162V10H161ZM180 11H181V8H180ZM189 11H190V10H189ZM197 11H198V10H197ZM212 11H211V12H212ZM226 11H227V10H226ZM237 11H238V10H237ZM38 12H39V11H38ZM41 12H42V11H41ZM44 12H45V11H44ZM93 12H94V11H93ZM157 12H158V11H157ZM157 12H155V13H157ZM159 12H160V11H159ZM164 12H165V13L161 12V13H163V16H164V17H165L166 15L169 16L168 14H166V10H165ZM172 12H175V11L173 10ZM172 12H170L169 14H171ZM207 12H208V11H207ZM231 12H232V11H231ZM239 12H240V11H239ZM241 12H242V11H241ZM241 12H240V13H241ZM258 12H259V11H258ZM261 12H263V11H261ZM34 13H35V12H34ZM36 13H37V12H36ZM46 13H47V12H46ZM49 13H50V12H49ZM54 13H55V12H54ZM54 13H53V14H54ZM84 13H82V14H84ZM91 13H92V12H91ZM91 13L89 12L88 15H90ZM119 13H121V12H119ZM119 13H118V14H119ZM128 13H129V12H128ZM209 13H210V12H209ZM235 13H236V12H235ZM243 13H244V12H243ZM85 14H84V15H85ZM93 14H94V16H95V13H92V17H90V16H88V15H87V16H88L89 18H91V20H92V19H93ZM104 14H106V13H104ZM132 14H133V13H132ZM164 14H166V15H164ZM172 14H173V13H172ZM172 14L170 15L171 17H172ZM215 14H216V13H215ZM215 14H214V15H215ZM229 14H230V13H229ZM236 14H237V13H236ZM67 15H69V14H67ZM107 15H108V14H106V16H107ZM133 15H134V14H133ZM154 15H155V14H154ZM158 15H159V14H158ZM184 15H185V13H184ZM208 15H209V14H208ZM208 15H207V16H208ZM219 15H221V13H220ZM222 15H224V14H222ZM60 16H62V15L60 14ZM163 16H161V17H162V20H163V18H164ZM167 16H166V18H164V19H165V21L168 22L169 20H166V19H167ZM180 16H181V15H180ZM185 16H186V15H185ZM192 16H193V15L191 14V17H192ZM205 16H206V15H205ZM256 16H257V15H256ZM95 17H97V18L99 17L98 13L96 14ZM157 17H158V16H157ZM157 17H156V18H157ZM161 17H160V15H159L158 18H161ZM171 17H169L168 19H170ZM252 17H253V16H252ZM29 18H30L29 20H31V17H29ZM35 18H36V17H35ZM35 18H34V19H35ZM89 18H87V19H89ZM180 18H181V17H180ZM242 18H244V17H242ZM94 19H95V18H94ZM129 19H130V17H129ZM173 19H174V18H173ZM176 19H177V18H176ZM181 19L183 20L184 18H181ZM193 19H194V18H193ZM208 19H209V18H208ZM208 19H206V21H208ZM253 19H255V18H253ZM253 19H251L250 21H252ZM32 20H33V19H32ZM160 20H161V19H160ZM174 20H175V19H174ZM244 20H245V19H243V23L246 21V20H245V21H244ZM255 20H256V19H255ZM95 21H96V20H95ZM157 21H158V20H157ZM157 21H156V22H157ZM240 21H242V19H240ZM34 22H35V21H34ZM38 22H39V21H38ZM40 22H41V21H40ZM159 22H160V21H159ZM179 22H180V21H179ZM234 22H235V21H234ZM248 22H249V21H248ZM141 23L143 24V22H140V24H141ZM162 23H163V22H162ZM164 23H165V22H164ZM227 23H228V22H227ZM250 23H251V22H250ZM250 23H248V24L250 25ZM171 24H172V23H171ZM189 24H190V23H189ZM208 24H209V23H208ZM251 24H252V23H251ZM7 25H8V26H11V25H9V24H7ZM106 25H107V24H106ZM108 25H109V24H108ZM128 25H130V24H128ZM148 25H149V23H148ZM152 25H153V24H152ZM154 25H157V24H154ZM168 25H169V24H168ZM191 25H192V24H191ZM217 25H218V24H216V26H217ZM221 25H222V24H221ZM226 25H227V24H226ZM255 25H257V26H255V27L257 28V27H258V23L255 24ZM4 26H5V25H4ZM143 26H144V25H143ZM145 26H146V25H145ZM145 26H144V27H145ZM186 26H188V25H186ZM192 26H194V25H192ZM247 26H248V25H247ZM250 26H251V25H250ZM2 27H3V26H2ZM2 27H1V28H2ZM110 27H111V26H110ZM147 27H148V26H147ZM188 27H189V26H188ZM206 27H207V25H206ZM206 27H205V28H206ZM252 27H253V26H252ZM255 27H254V28H255ZM1 28H0V29H1ZM12 28H13V26H12ZM47 28H48V27H47ZM107 28H108V27H107ZM149 28H150V27H149ZM164 28L166 29V26H165ZM184 28H186V27H184ZM193 28H194V27H193ZM221 28H222V27H221ZM221 28H220V30H221ZM262 28H264V27L262 26ZM2 29H3V28H2ZM10 29H11V27H10ZM44 29H45V28H44ZM142 29H143V28H142ZM145 29H146V28H145ZM165 29H164L163 31H165ZM172 29H173V28H172ZM172 29H171V27H170V30H172ZM186 29H187V28H186ZM189 29H190V28H189ZM259 29H260V28H259ZM4 30L6 31V29H4ZM14 30H15V29H14ZM27 30H28V29H27ZM36 30H37V29H36ZM193 30H194V29H193ZM232 30H233V29H232ZM141 31H142V30H141ZM187 31H188V30H187ZM201 31H202V30H201ZM258 31H260V32L258 33V34H260V33H261V30H258ZM25 32H26V30H25ZM25 32H24V33H25ZM33 32H35V31H33ZM33 32H32V33H33ZM123 32H124V31H123ZM150 32H151V31H150ZM166 32H167V31H165V33H166ZM173 32H175V31H173ZM173 32H172V33H173ZM177 32H178V31H177ZM177 32H176L175 34H177ZM194 32H195V31H194ZM249 32H250V31H249ZM9 33H10V30H9ZM9 33H8V35H9ZM111 33H112V32H111ZM139 33H142V32L139 31ZM192 33H193V31H192ZM205 33H206V32H205ZM1 34H2V33H1ZM1 34H0V36H1ZM26 34H27V32H26ZM42 34H43V33H42ZM45 34H46V33H45ZM112 34H113V33H112ZM137 34H138V33H137ZM143 34H146V33H143ZM151 34H152V33H151ZM190 34H191V33H190ZM209 34H210V33H209ZM230 34H231V33H230ZM233 34H234V33H233ZM24 35H25V34H24ZM115 35H116V34H115ZM147 35H148V34H146L145 36H147ZM177 35H178V34H177ZM185 35H187V34L185 33ZM191 35H192V34H191ZM204 35H205V34H204ZM240 35H241V34H240ZM243 35H245V34H243ZM246 35H247V34H246ZM138 36H139V35H138ZM187 36H188V35H187ZM194 36H195V34H194ZM194 36H192V37L194 38ZM215 36H217V35H215ZM261 36H263V35H261ZM33 37H34V36H33ZM113 37H114V36H113ZM150 37H152V36H150ZM165 37H166V36H165ZM167 37H168V36H167ZM172 37H173V39H174V36H173V35H172ZM176 37H178V36H176ZM176 37H175V38H176ZM179 37H180V36H179ZM179 37H178V38H179ZM239 37H240V36H239ZM239 37H238V38H239ZM247 37H248V36H247ZM2 38H3V37H2ZM145 38H146V37H145ZM152 38H153V37H152ZM152 38H151V39H152ZM231 38H232V37H231ZM233 38H234V37H233ZM238 38H236V39H238ZM261 38H262V37H261ZM0 39H1V37H0ZM8 39H10V37L7 38V41H8ZM36 39H37V38H36ZM139 39H140V38H139ZM160 39H161V38H160ZM171 39H172V38H171ZM171 39H168V40L170 41ZM173 39H172V41H173ZM205 39H206V38H205ZM253 39H254V38H253ZM13 40H14V39H13ZM94 40H97V39H94ZM136 40H137V39H136ZM175 40H176V39H175ZM181 40H182V38H181ZM239 40H240V39H239ZM9 41L11 42L12 40H9ZM82 41H83V40H82ZM86 41H87V40H86ZM90 41H91V40H90ZM90 41H89V42H90ZM100 41H101V40H100ZM147 41H148V40H147ZM149 41H150V40H149ZM149 41H148V42H149ZM159 41H160L159 43L163 42V41H161V40H159ZM165 41H166V39H165ZM177 41H179V40H177ZM255 41H256V40H255ZM1 42H3V41H1ZM1 42H0V43H1ZM4 42H5V41H4ZM140 42H141V40H140ZM142 42H146V41H142ZM142 42H141V43H142ZM167 42H168V41H167ZM170 42H171V41H170ZM6 43H7V42H6ZM24 43H25V42H24ZM24 43H23V44H24ZM35 43H36V42H35ZM73 43H74V42H73ZM75 43H76V42H75ZM124 43H126V42H124ZM134 43H136V42L134 41ZM138 43H139V42H138ZM171 43H173V42H171ZM139 44H140V43H139ZM163 44H164V43H163ZM167 44H168V43H167ZM179 44H180V43H179ZM229 44H230V42H229ZM246 44L249 45V43H246ZM3 45H4V43H3ZM7 45H8V44H7ZM20 45H21V44H20ZM55 45H56V44H55ZM76 45H77V44H76ZM120 45H121V44H120ZM122 45L124 46V44H122ZM142 45H143V44H142ZM155 45H157V44H155ZM155 45H154V46H155ZM161 45H162V43H161ZM161 45H160V46H161ZM169 45H170V44H169ZM169 45H168V46H169ZM256 45H257V44H256ZM5 46H6V44H5ZM18 46H19V45L17 44V47H16V48H19V49L21 50V49H22V48H21L22 45H21L20 47H18ZM53 46H54V45H53ZM74 46H75V45H74ZM162 46H163V45H162ZM171 46H172V45H171ZM174 46H175V45H174ZM228 46H229V45H228ZM230 46H231V45H230ZM232 46H233V45H232ZM8 47H9V46H8ZM22 47H23V46H22ZM24 47H25V46H24ZM63 47H64V46H63ZM120 47H121V46H120ZM124 47H125V46H124ZM128 47H129V46H128ZM163 47H164V46H163ZM163 47H162V48H163ZM175 47H176V46H175ZM192 47H193V46H192ZM233 47H234V50H235V47H236V46H233ZM243 47H244V46H243ZM251 47H252V45H251ZM5 48H6V47H5ZM5 48H4V49H5ZM10 48H11V46H10ZM125 48H126V47H125ZM143 48H144V47H143ZM162 48H161V49H162ZM165 48H166V47H165ZM176 48H177V47H176ZM176 48H175V51H176ZM178 48H179V47H178ZM181 48H182V47H181ZM183 48H184V47H183ZM186 48H187V47H186ZM217 48H218V47H217ZM220 48H222V46H221ZM237 48H238V47H237ZM13 49H14V48H13ZM13 49H12V50H13ZM84 49H85V48H84ZM111 49H112V48H111ZM148 49H149V48H148ZM158 49H159V48H158ZM192 49H193V48H192ZM252 49H253V48H251V50H252ZM2 50H3V48H2ZM12 50H7L8 54H9ZM25 50H26V49H25ZM122 50H123V48H122ZM124 50H125V49H124ZM144 50H146V49H144ZM151 50H152V49H151ZM164 50H165V49H164ZM226 50L228 51L229 49L226 48ZM226 50H225V52H226ZM61 51H62V50H61ZM93 51H94V50H93ZM99 51H100V50H99ZM177 51H178V50H177ZM177 51H176V52H177ZM208 51H209V50H208ZM230 51H232V50H229V52H230ZM239 51H241V50H239ZM239 51L237 50L238 55H239ZM244 51H245V49H244ZM244 51H242V52L245 53ZM247 51H248V50H247ZM259 51H260V50H259ZM3 52H4V50H3ZM7 52H6V53H7ZM19 52H20V51H19ZM19 52H18V53H19ZM63 52H64V51H63ZM115 52H117V51H115ZM122 52H123V51H122ZM124 52H125V51H124ZM124 52H123V53H124ZM133 52H135V51H133ZM141 52H142V51H141ZM149 52H150V51H149ZM167 52H168V50H167ZM170 52H172V51H170ZM181 52H182V51H181ZM195 52H196V51H195ZM204 52H205V51H204ZM209 52H210V51H209ZM213 52H214V51H213ZM229 52H227V53H229ZM233 52H235V51H233ZM233 52H230V53H233ZM242 52H241V53H242ZM252 52H254V50H253ZM6 53H3V55L5 54V56H6ZM86 53H87V51H86ZM127 53H128V52H127ZM127 53H126V54H127ZM138 53H139V52H138ZM153 53H154V51H153ZM173 53H174V52H173ZM173 53H172V55H173ZM198 53H199V52H198ZM205 53H207V52H205ZM230 53H229V54H230ZM235 53H236V52H235ZM237 53H236V55H237ZM248 53H249V51H248ZM250 53H251V52H250ZM254 53H255V52H254ZM16 54H17V53H16ZM26 54H27V52H26ZM43 54H44V52H43ZM59 54H60V53H59ZM63 54H64V53H63ZM84 54H85V52H84ZM88 54H89V52H88ZM102 54H103V53H102ZM107 54H111V53H107ZM115 54H116V53H115ZM136 54H137V53H136ZM145 54H146V53H145ZM167 54H168V53H167ZM170 54H171V53H170ZM170 54H168V55H170ZM195 54H197V53H195ZM202 54H203V52H202ZM245 54H246V53H245ZM245 54H244V55H245ZM257 54H258V52H257ZM10 55H11V53H10ZM97 55H98V54H97ZM137 55H138V54H137ZM142 55H143V54H142ZM161 55H163V53H162ZM182 55H183V53H182ZM190 55L192 56V54H190ZM197 55H198V54H197ZM199 55H200V57H201V53H200ZM248 55H249V54H248ZM250 55H251V54H250ZM250 55H249V56H250ZM12 56L14 57L13 54H12ZM28 56H29V55H28ZM28 56H24V55L22 54V52L18 54V58H20V59H23V58H24V60L26 59L25 57H28ZM44 56H45V55H44ZM98 56H99V55H98ZM128 56H129V55H128ZM135 56H136V55H135ZM178 56H179V55H178ZM231 56H232V55H231ZM253 56H255V55H253ZM7 57H8V55H7ZM16 57H17V56L15 55V58H16ZM31 57L33 58V56H31ZM34 57H35V56H34ZM39 57H40V56H39ZM108 57H110V56L108 55ZM122 57H123V56L121 55V58H122ZM131 57H132V56H131ZM133 57H134V56H133ZM143 57H144V56H143ZM180 57H181V56H180ZM187 57H188V56H186L185 58H187ZM211 57H212V56H211ZM232 57H233V56H232ZM36 58H37V57H36ZM80 58H81V57H80ZM123 58H124V57H123ZM164 58H165V57H164ZM196 58H197V56H196ZM201 58H202V60H203V57H201ZM204 58H205V57H204ZM224 58H225V57H224ZM242 58H243V57H242ZM47 59H48V58H47ZM105 59H106V58H105ZM132 59H133V58H132ZM146 59H147V58H146ZM189 59H191V58L189 57ZM193 59H194V57H193ZM193 59H191V60H193ZM205 59H206V58H205ZM215 59H216V58H215ZM234 59H235V57H234ZM5 60H6V59H5ZM26 60H28V59H26ZM45 60H46V59H45ZM48 60H49V59H48ZM48 60H47V62H48ZM143 60H144V59H143ZM148 60H149V59H148ZM182 60H183V58H182ZM184 60H185V59H184ZM184 60H183V61H184ZM191 60H190V61H191ZM227 60H228V58H227ZM229 60H230V58H229ZM240 60H241V59H240ZM29 61H30V60H29ZM29 61H28V62H29ZM55 61H56V60H55ZM74 61H75V59H74ZM131 61H132V60H131ZM131 61H130V62H131ZM139 61H140V60H139ZM157 61H158V60H157ZM186 61L188 62V60H186ZM186 61H185V63H186ZM193 61H195V60H193ZM199 61H200V60H199ZM205 61H206V60H205ZM15 62H16V61H15ZM90 62H91V61H90ZM103 62H105V61H103ZM137 62H138V61H137ZM137 62H135V63H137ZM144 62H145V61H144ZM164 62H165V61H164ZM200 62H201V61H200ZM233 62H234V60H233ZM238 62H239V61H238ZM238 62L236 61L237 64H238ZM254 62H255V61H254ZM259 62H260V61H259ZM78 63H79V61H78L76 64H78ZM111 63H113V62H111ZM115 63H116V62H114V64H115ZM118 63H119V62H118ZM118 63H117V64H118ZM135 63H134V64H135ZM140 63H141V62H140ZM160 63H161V62H160ZM165 63H166V62H165ZM168 63H169V61H168ZM204 63L206 64L207 62H204ZM204 63H202L203 66H204ZM216 63H217V62H216ZM257 63H258V62H257ZM18 64H19V63H18ZM35 64H36V65H39L40 63H39V64L35 63ZM35 64H33V65L35 66ZM41 64H42V63H41ZM46 64H48V63H46ZM49 64H50V63H49ZM55 64H56V63H55ZM57 64H58V63H57ZM59 64H60V62H59ZM108 64H109V63H108ZM150 64H151V63H150ZM187 64H189V63H187ZM194 64H195V63H194ZM194 64H193V65H194ZM231 64H232V63H231ZM250 64H251V63H250ZM33 65H32V66H33ZM42 65H43V64H42ZM60 65H61V64H60ZM79 65H80V64H79ZM81 65H82V64H81ZM81 65H80V67H81ZM83 65H84V64H83ZM86 65H87V64H86ZM96 65H97V63H96ZM100 65H101V64H100ZM119 65H120V64H119ZM119 65H118V66H119ZM131 65L133 66L132 63H131ZM136 65H137V64H136ZM139 65H142V63L139 64ZM148 65H149V64H148ZM151 65H152V64H151ZM190 65H192L191 62H190ZM190 65H189V66H190ZM247 65H248V63H247ZM32 66H31V67H32ZM40 66H41V65H40ZM62 66H63V65H62ZM84 66H85V65H84ZM92 66H93V65H92ZM92 66H91V67H92ZM115 66H116V65H115ZM132 66H131V67H132ZM160 66H161V65H160ZM160 66H159V67H160ZM206 66H207V65H206ZM208 66H210V65H208ZM208 66H207V68H208ZM213 66H214V65H213ZM217 66H218V65H217ZM258 66H259V65H258ZM35 67H37V66H35ZM45 67H46V66H45ZM75 67H76V65H75ZM77 67H79V66L77 65ZM80 67H79V68H80ZM87 67H88V66H87ZM139 67H140V66H139ZM151 67H152V66H151ZM151 67H150V68H151ZM154 67H155V66H154ZM168 67H169V65H168ZM172 67H173V66H172ZM194 67H195V66H194ZM194 67H193V69H194ZM211 67H212V66H211ZM223 67H224V66H223ZM239 67H240V66H239ZM245 67H246V66H245ZM245 67H244V68H245ZM247 67H248V66H247ZM249 67H251V66H249ZM253 67H254V66H253ZM38 68H39V67H38ZM93 68H94V66H93ZM100 68H101V67H100ZM102 68H104V66H103ZM119 68H120V67H119ZM132 68H133V67H132ZM144 68H145V67H144ZM146 68H148V67H146ZM146 68H145V70H146ZM155 68H156V67H155ZM186 68H187V66H186ZM213 68H214V67H213ZM215 68H216V67H215ZM215 68H214V69H215ZM217 68H218V71H217V70H216V71L219 72V68H220V67H217ZM233 68L237 71V68H238V67L235 68V66H234ZM233 68H232L233 71H231V70H230V71H231L234 75H236V74L234 73L235 71H234ZM33 69H34V67H33ZM35 69H37V68H35ZM44 69H45V68H44ZM62 69H63V68H62ZM70 69H71V68H70ZM73 69H74V68H73ZM84 69H85V68H83L82 70H84ZM106 69H107V68H106ZM133 69H134V68H133ZM174 69H176V68H174ZM196 69L198 70V68H196ZM209 69H210V68H209ZM211 69H212V68H211ZM211 69H210V70H211ZM220 69H221V68H220ZM224 69H225V68H224ZM227 69H228V67H227ZM230 69H231V68H230ZM242 69H243V67H242ZM245 69H246V68H245ZM251 69H252V67H251ZM29 70H30V69H29ZM48 70H49V69H48ZM60 70H61V68H60ZM107 70H108V69H107ZM145 70H144V71H145ZM176 70H177V69H176ZM239 70H240V68H239ZM33 71H34V70H33ZM45 71H46V69H45ZM61 71H62V70H61ZM65 71H66V70H65ZM72 71H73V70H72ZM75 71H76V70H75ZM75 71H74V72H75ZM98 71H100V70H98ZM105 71H106V70H105ZM108 71H109V70H108ZM108 71H106L107 74L109 73ZM110 71H111V70H110ZM121 71L123 72V70H121ZM139 71H140V69H139ZM171 71H172V69H171ZM177 71H178V70H177ZM188 71H189V70H188ZM190 71H191V70H190ZM190 71H189L190 74L188 73L189 75L194 74V73H192V72H190ZM192 71H193V70H192ZM199 71H202V70H199ZM199 71H197V72H199ZM207 71H208V70H207ZM213 71H214V70H213ZM221 71H222V69H221ZM255 71H256V70H255ZM19 72H20V71H19ZM28 72H29V71H28ZM51 72H52V71H51ZM70 72H71V70H70ZM111 72H112V71H111ZM113 72H114V71H113ZM126 72H127V71H126ZM142 72H143V71H142ZM174 72L176 73V71H174ZM185 72H186V71H185ZM204 72H206L205 69H204ZM223 72H224V71H223ZM225 72H226V69H225ZM227 72H228V74H230L229 70H227ZM243 72H244V71H243ZM249 72L251 73V71H249ZM249 72H248L247 74H249ZM256 72H257V71H256ZM262 72H263V71H262ZM29 73H31V72H29ZM29 73H28V74H29ZM47 73H48V71H47ZM72 73H73V72H72ZM75 73H76V72H75ZM98 73H99V72H98ZM123 73H124V72H123ZM137 73H138V72H137ZM152 73H153V71H152ZM236 73H237V72H236ZM252 73H253V71H252ZM263 73H264V72H263ZM18 74H19V73H18ZM63 74L65 75L66 73L63 72ZM81 74H83V73H81ZM100 74L102 75V73H100ZM109 74H110V73H109ZM114 74H115V73H114ZM117 74H118V73H117ZM121 74H122V73H121ZM127 74H129V73H127ZM143 74H144V73H143ZM145 74H146V73H145ZM165 74H166V73H165ZM176 74H177V73H176ZM188 74H187V75H188ZM195 74H196V73H195ZM244 74H245V72H244ZM15 75H16V73H15ZM34 75H35V74H34ZM53 75H54V73H53ZM68 75H69V73H68ZM70 75H71V74H70ZM133 75H134V74H132L131 76L133 77ZM137 75H138V74H137ZM137 75H136V76H137ZM204 75H205V74H204ZM225 75H226V74H225ZM250 75L252 76V74H250ZM253 75H254V74H253ZM5 76H7V75H5ZM8 76H9V75H8ZM29 76H30V74H29ZM59 76H60V75H59ZM66 76H67V74H66ZM114 76H115V75H114ZM131 76H130V78H131ZM148 76H149V75H148ZM227 76H228V75H227ZM257 76H258V75H257ZM261 76H262V75H261ZM69 77H70V76H69ZM85 77H88V76L86 75ZM89 77H90V76H89ZM91 77H92V76H91ZM111 77H112V76H111ZM120 77H121V76H119V78H120ZM145 77H146V76H145ZM168 77H169V76H168ZM170 77H171V76H170ZM189 77H190V76H189ZM193 77H194V76H193ZM197 77H198V76H197ZM202 77H203V76H202ZM258 77H259V76H258ZM5 78H6V77H5ZM5 78H4V79H5ZM13 78H14V77H13ZM73 78H74V77H73ZM108 78H109V77H108ZM128 78H129V77H128ZM128 78H126V81L128 80ZM134 78H135V77H134ZM136 78H137V77H136ZM191 78H192V77H191ZM222 78H223V77H221V79H222ZM261 78H262V77H261ZM4 79H3V80H4ZM76 79H77V77H76ZM83 79H84V78H82V80H83ZM93 79L95 80V77H94ZM120 79H121V78H120ZM177 79H178V78H177ZM193 79H194V78H193ZM195 79H196V77H195ZM195 79H194V80H195ZM201 79H202V78H201ZM219 79H220V78H219ZM224 79H226V77H225ZM235 79H236V78H235ZM1 80H2V79H1ZM50 80H51V79H50ZM66 80H67V79H66ZM66 80H65V82L68 83V81H66ZM70 80H71V79H70ZM85 80H86V79H85ZM85 80H84V81H85ZM87 80H88V79H87ZM87 80H86V81H87ZM90 80H91V79H90ZM110 80H111V79H110ZM110 80H109V81H110ZM157 80H158V79H157ZM171 80H172V79H171ZM171 80H170V81H171ZM196 80H198V78H197ZM196 80L194 81L195 83H196ZM16 81H17V79H16ZM51 81H52V80H51ZM56 81H57V80H56ZM84 81H83V83H84ZM88 81H89V80H88ZM95 81H97V79H96ZM114 81H115V80H114ZM135 81L137 82V80H135ZM158 81H160V80H158ZM170 81H168V82H170ZM177 81H178V80H177ZM179 81H180V80H179ZM179 81H178V82H179ZM189 81H191V80H189ZM213 81H214V80H213ZM248 81H249V80H248ZM57 82H58V81H57ZM76 82H78V81H76ZM106 82H107V81H106ZM121 82H122V81H120V83H121ZM136 82H135V83H136ZM140 82H141V81H140ZM140 82H139V80H138V83H140ZM155 82H156V81H155ZM160 82H161V81H160ZM162 82H163V81H162ZM162 82H161V84L158 82V85L161 86V85H162ZM168 82H167V83H168ZM187 82H188V81H187ZM197 82H198V81H197ZM215 82H216V80H215ZM222 82H223V81H222ZM25 83H26V82H25ZM43 83H44V82H43ZM69 83L71 84V81H70ZM72 83H75V82H72ZM88 83H89V82H88ZM95 83H96V82H95ZM107 83H108V82H107ZM120 83H119V84H120ZM135 83H134V84H135ZM142 83H144V82H142ZM167 83H166V84H167ZM173 83H174V82H173ZM90 84H91V83H90ZM93 84H94V83H93ZM145 84H146V83H145ZM145 84H143V86H144V88H145V90H146L148 85L145 87ZM151 84H152V83H151ZM164 84H165V83H164ZM174 84H175V83H174ZM174 84H172V85H174ZM181 84H182V83H181ZM187 84H189V83H187ZM221 84H222V83H221ZM223 84H224V83H223ZM237 84H238V83H237ZM248 84H249V83H248ZM262 84H263V83H262ZM7 85H8V84H7ZM7 85H6V86H7ZM21 85L23 86L24 84H21ZM25 85H26V84H25ZM27 85H28V84H27ZM29 85H30V83H29ZM29 85H28V86H29ZM44 85H45V84H44ZM130 85H131V84H130ZM138 85H140V84H138ZM156 85H157V83H156ZM169 85H171V84H169ZM183 85H185V87L187 86L186 84H183ZM240 85H242V84H240ZM245 85H246V84H245ZM245 85H243V87H244ZM9 86H11V85H8V88H10ZM16 86L18 87V84H17ZM19 86H20V85H19ZM33 86H34V85H33ZM33 86H32V87H33ZM83 86H84V85H83ZM85 86H86V85H85ZM88 86H89V85H88ZM91 86H92V84H91ZM94 86H97V85H94ZM94 86H92V88H93ZM115 86H116V85H115ZM133 86H134V85H133ZM133 86H132V87H133ZM140 86L142 87V84H141ZM159 86H158V87H159ZM197 86L199 87V85H197ZM197 86H196V87H197ZM201 86H202V85H201ZM247 86H248V85H246L245 87H247ZM24 87H27V86H24ZM34 87H36V86H34ZM62 87H63V86H62ZM71 87H72V86H71ZM74 87H76V86H73V88H74ZM149 87H150V86H149ZM156 87H157V86H156ZM198 87H197V88H198ZM230 87H231V86H230ZM234 87H235V86H234ZM236 87H237V86H236ZM240 87H241V86H240ZM240 87H238V88H240ZM243 87H242V88H243ZM245 87H244V88H245ZM250 87H251V85H250ZM15 88H16V87H15ZM27 88H28V87H27ZM29 88H30V86H29ZM29 88H28V89H29ZM68 88H69V87H68ZM106 88H107V87H106ZM144 88H143V89H144ZM150 88H151V87H150ZM150 88H149V89H150ZM203 88H204V86H203ZM231 88H232V87H231ZM231 88H230V89H231ZM6 89H7V88H6ZM28 89H27V91H28ZM31 89H32V88H30V90H31ZM57 89H58V88H57ZM71 89H72V88H71ZM82 89H83V88H82ZM111 89H113V88L111 87ZM123 89H124V88H123ZM143 89H142V90H143ZM165 89H166V88H165ZM184 89H185V88H184ZM184 89H183V91H184ZM215 89H216V88H215ZM221 89H222V88H221ZM251 89H252V87H251ZM16 90H18V89H16ZM23 90H25V88H24ZM30 90H29V91H30ZM54 90H55V89H54ZM61 90H62V89H61ZM64 90H65V89H64ZM67 90H69V89H67ZM67 90H66V91H67ZM85 90H86V89H85ZM85 90H84V92H85ZM88 90H89V87H88L87 91H88ZM92 90H93V89H92ZM107 90H108V89H107ZM113 90H114V89H113ZM125 90H126V89H125ZM127 90H129V89H127ZM156 90H157V91H160V89H159V90L156 89ZM161 90H162V89H161ZM168 90H169V89H168ZM171 90H172V89H171ZM186 90H187V89H186ZM186 90H185V91H186ZM208 90H209V89H208ZM210 90H212V89H210ZM226 90H228V89H226ZM239 90H240V89H239ZM239 90H238V91H239ZM242 90H243V89H242ZM242 90H240V91H242ZM244 90H245V89H244ZM246 90H247V89H246ZM257 90H258V89H257ZM257 90H256V91H257ZM13 91H14V88H13ZM25 91H26V90H25ZM29 91H28V93H29ZM79 91H80V90H79ZM95 91H96V90H95ZM143 91H144V90H143ZM154 91H155V90H154ZM172 91H173V90H172ZM177 91H178V90H177ZM183 91H182V93H183ZM188 91H189V90H188ZM201 91H202V90H201ZM216 91H217V90H216ZM223 91H224V90H223ZM39 92H40V91H39ZM54 92H55V91H54ZM69 92H70V91H69ZM118 92L121 93V91H118ZM118 92H117V93H118ZM125 92H126V91H125ZM147 92H148V90H147ZM149 92H150V90H149ZM165 92H166V91H165ZM165 92H164V93H165ZM205 92H206V90H205ZM217 92H220V90L217 91ZM217 92H216V94H217ZM242 92H243V91H242ZM247 92H248V90H247ZM253 92H254V90H253ZM258 92H259V91H258ZM20 93H21V92H20ZM66 93L68 94V92H66ZM66 93H65V94H66ZM78 93H79V92H78ZM81 93H82V90H81ZM89 93H90V92H89ZM92 93H93V92H92ZM92 93H91V94H92ZM108 93H109V92H108ZM110 93H111V92H110ZM113 93H114V92H113ZM117 93H116V94H117ZM120 93L117 94V95H121ZM144 93H145V92H144ZM160 93H161L162 95L164 94V93H162V92H160ZM168 93H169V91H168ZM168 93H167V94H168ZM172 93H173V92H172ZM182 93H181V91H180V94H182ZM244 93H245V91H244ZM48 94H49V93H48ZM85 94H86V93H85ZM85 94L83 93L82 95H85ZM91 94H90V95H91ZM105 94H106V95H109V94H107V93H105ZM116 94H115V95H116ZM175 94H176V92H175ZM204 94H205V93H204ZM210 94L212 95V93H209L208 95H210ZM252 94H254V93L251 92V95H252ZM259 94H260V92H259ZM263 94H264V93H263ZM41 95H42V94H41ZM43 95H44V94H43ZM57 95H58V93H57ZM71 95H72V93H71ZM76 95H78V94H76ZM86 95H87V94H86ZM90 95H89V96H90ZM94 95H95V92H94ZM98 95H99V94H98ZM115 95H114V96H115ZM130 95H131V93H130ZM133 95H134V94H133ZM133 95H132V96H133ZM137 95H138V94H137ZM156 95H158V98H159V97H162V95L159 96V94H157V93H156ZM156 95H155V96H156ZM170 95H171V94H170ZM186 95H187V94H186ZM190 95H191V94H190ZM208 95H207V97H208ZM244 95H245V94H244ZM255 95H257L256 92H255ZM0 96H1V94H0ZM6 96H7V95H6ZM12 96H13V95H12ZM80 96H81V95H80ZM114 96H113V97H114ZM134 96H135V95H134ZM212 96H214V95H212ZM218 96H219V95H218ZM252 96H253V95H252ZM258 96H259V95H258ZM262 96H264V95H262ZM30 97H31V96H30ZM40 97H41V96H39V98H40ZM44 97H45V95H44ZM44 97H43V99H44ZM54 97H55V96H54ZM56 97H57V96H56ZM59 97H60V96H59ZM72 97H73V96H71V97H69V98L71 99ZM78 97H79V96H78ZM82 97H83V96H82ZM85 97H87V96H85ZM104 97H105V96H104ZM104 97H103V98H104ZM115 97H117V96H115ZM130 97H131V96H130ZM177 97H178V96H177ZM177 97H176V98H177ZM34 98H35V97H34ZM64 98H65V97H64ZM79 98H80V97H79ZM79 98H78V99H79ZM88 98H89V97H88ZM91 98H94V97H91ZM108 98L110 99L109 96H108ZM119 98H121V97H119ZM131 98H132V97H131ZM162 98H163V97H162ZM164 98H166V97H164ZM167 98H168V97H167ZM167 98H166V99H167ZM169 98L171 99V96H169ZM169 98L167 99L168 101L170 100ZM178 98H179V97H178ZM194 98H195V97H194ZM197 98H198V97H197ZM197 98H196V99H197ZM203 98H206V94H205V97H203ZM220 98H221V97H220ZM251 98L254 99V97H251ZM262 98H263V97H262ZM7 99H8V97H7ZM10 99H11V98H10ZM78 99H76V100L78 101ZM81 99H82V98H81ZM116 99H117V98H116ZM121 99L123 100V98H121ZM129 99H130V98H129ZM136 99H137V98H135V100H136ZM156 99H157V98H156ZM196 99H195V100H196ZM210 99H211V97H210ZM216 99H217V98H216ZM258 99H259V98H258ZM45 100H46V99H45ZM50 100H51V99H50ZM56 100H57V99H56ZM79 100H80V99H79ZM98 100H99V98H98ZM104 100H106V99L104 98ZM113 100H114V99H112V101H111V99H110L109 101L115 103ZM160 100L162 101V99H160ZM167 100H164V101L167 102ZM201 100L203 101V99H201ZM204 100H209V98H208V99H204ZM212 100H214V98H213ZM212 100H211V101H212ZM217 100H218V99H217ZM217 100H214V101H217ZM219 100H220V99H219ZM222 100H223V96H222V99H221V101H220L221 103H223ZM236 100H237V99H236ZM254 100H255V99H254ZM256 100H257V98H256ZM8 101H9V100H8ZM70 101H71V100H70ZM73 101H74V100H73ZM92 101H95V102H96L95 99L92 100ZM106 101H107V100H106ZM106 101H105V104H107ZM115 101H116V100H115ZM118 101H119V100H117L116 102H118ZM174 101H175V100H174ZM192 101H193V100H192ZM198 101H199V100H198ZM211 101H210V102H211ZM214 101H213V103H214ZM243 101H244V99H243ZM261 101H262V100H261ZM261 101H260V102H261ZM11 102H12V101H11ZM32 102H33V101H31V104H32ZM54 102H55V101H54ZM66 102H67V101H66ZM71 102H72V101H71ZM71 102H70V103H71ZM74 102H75V101H74ZM74 102H73V103H74ZM119 102H121V101H119ZM119 102H118V105L120 104ZM159 102H160V101H159ZM159 102H158V103H159ZM171 102H172V101H171ZM171 102L168 103V104L170 105V107H171V104L174 103V102H172V103H171ZM204 102H205V101H204ZM218 102H219V101H218ZM220 102H219V104H220ZM224 102H225V100H224ZM256 102H257V101H256ZM8 103H9V102H8ZM8 103H7V104H8ZM50 103H51V101L49 102V104H50ZM60 103H61V102H60ZM70 103H69V105H71ZM73 103H72V104H73ZM109 103H110V102H108V104H109ZM139 103H140V102H139ZM182 103H183V102H182ZM182 103L180 104L181 106H182ZM191 103H192V102H191ZM208 103H209V102H208ZM211 103H212V102H211ZM243 103H244V102H243ZM254 103H255V102H254ZM11 104H12V103H11ZM28 104H29V103H28ZM53 104H54V103H53ZM84 104H86L85 106H87L89 103H84ZM84 104H83V105H84ZM90 104H92V103L90 102ZM111 104H112V103H111ZM132 104H133V103H132ZM159 104H160V103H159ZM159 104H158L157 106H159ZM164 104H165V103H164ZM188 104H189V103H188ZM188 104H187V105H188ZM202 104H203V103H202ZM217 104H218V103H217ZM219 104H218V105H219ZM224 104H225V103H224ZM224 104H223V105H224ZM61 105H64V104H61ZM73 105H74V104H73ZM112 105H113V104H112ZM116 105H117V104H116ZM172 105H173V104H172ZM177 105H179V104L176 103V106H177ZM183 105H184V104H183ZM193 105H194V104H192V106H193ZM198 105H199V104H198ZM215 105H216V103H215ZM215 105H214V107H215ZM218 105H216L217 108H218ZM223 105H221V107H222ZM257 105H258V104H257ZM257 105H256V106H257ZM262 105H263V104H262ZM47 106H48V103H47ZM65 106H66V104H65ZM89 106H92V105H89ZM104 106H105V105H104ZM129 106H130V105H129ZM152 106H154V104H153ZM166 106H167V105H166ZM184 106H185V105H184ZM184 106H183V108H184ZM190 106H191V104H190ZM192 106H191V107H192ZM201 106H202V105H201ZM201 106H200V107H201ZM241 106H242V105H241ZM258 106H259V105H258ZM263 106H264V105H263ZM12 107H13V106H12ZM14 107H15V105H14ZM83 107H84V106H83ZM87 107H88V106H87ZM92 107H93V106H92ZM100 107H101V106H100ZM122 107H123V106H122ZM161 107H162V106H161ZM161 107H159V108H161ZM191 107H190V108H191ZM212 107H213V106H212ZM219 107H220V105H219ZM226 107H227V106H226ZM230 107H231V106H230ZM230 107H229V108H230ZM232 107H233V106H232ZM244 107H245V106H244ZM54 108H55V107H54ZM64 108H66V107H64ZM84 108H86V107H84ZM106 108H107V107H106ZM114 108H115V107H114ZM135 108H137V107H135ZM157 108H158V107H157ZM159 108H158V110H159ZM162 108H164V106H163ZM171 108H172V107H171ZM173 108H174V107H173ZM176 108H177V107H176ZM190 108H188V109H190ZM210 108H211V107H210ZM223 108H224V106H223ZM246 108H247V107H246ZM258 108H259V107H258ZM5 109H6V107H5ZM10 109L12 110V108H10ZM47 109H48V108H47ZM52 109H53V108H52ZM66 109H67V108H66ZM103 109H104V108H103ZM167 109H168V107H167ZM214 109H215V108H214ZM220 109H221V108H220ZM232 109H234V108H232ZM260 109H261V107H260ZM2 110H3V109H2ZM90 110H91V109H90ZM96 110H97V109H96ZM98 110H99V109H98ZM101 110H102V109H101ZM153 110H154V109H153ZM161 110H162V109H161ZM165 110H166V107H165ZM165 110H164V111H165ZM171 110H172V109H171ZM177 110H178V109H177ZM182 110H183V109H182ZM185 110H186V109H185ZM212 110H213V109H212ZM235 110H236V109H235ZM32 111H33V110H32ZM41 111H42V112H41ZM41 111H40L41 113H44V111H46V110L44 109V111H43V110H41ZM60 111H61V110H60ZM64 111H66V110H64ZM83 111H85V110H83ZM86 111H87V110H86ZM94 111H95V110H94ZM102 111H103V110H102ZM102 111H101V112H102ZM105 111H106V109H105ZM124 111H127V114H128V112H129V111L127 110V108H126V110H124ZM138 111H139V110H138ZM174 111H175V110H174ZM187 111H188V110H187ZM187 111H184V112H187ZM206 111H207V110H206ZM216 111H217V110H216ZM228 111H229V110H228ZM91 112H92V110H91ZM106 112H107V111H106ZM106 112H105V113H106ZM108 112H109V110H108ZM113 112H114V111H113ZM166 112H168V111L166 110ZM170 112H171V111H170ZM184 112L182 111V115L184 114ZM190 112H191V111H190ZM193 112H194V110H193ZM218 112H220V114H221V111H219V109H218ZM225 112H226V110H225ZM235 112H236V111H235ZM6 113H8V112H5L3 115H5ZM9 113H10V112H9ZM9 113H8V114H9ZM22 113H23V112H22ZM27 113H28V112H27ZM58 113H59V112H58ZM60 113H61V112H60ZM77 113H78V112H77ZM79 113H80V112H79ZM114 113H115V112H114ZM124 113H125V112H124ZM134 113H135V112H134ZM141 113H142V112H141ZM180 113H181V112H180ZM199 113H200V111H199ZM243 113H244V112H243ZM245 113H246V112H245ZM1 114H2V113H1ZM8 114H7L6 117H8ZM17 114H20V113H17ZM25 114H26V112H25ZM109 114H110V112H109ZM118 114H119V113H118ZM118 114H116V115H117V116H116L117 120L115 121V124H116V122H118ZM127 114H126V116H127ZM168 114H169V113H168ZM208 114H210V113H208ZM213 114H214V113H213ZM222 114H223V113H222ZM10 115H11V113H10ZM21 115H22V114H21ZM21 115H20V117H21ZM41 115H42V114H41ZM46 115H47V114H46ZM49 115H50V114H49ZM110 115H112V117L115 116L113 113L110 114ZM110 115H109V118H110ZM123 115H125V114H123ZM134 115H136V113H135ZM142 115H143V114H142ZM142 115H141V116H142ZM147 115H148V114H147ZM147 115H146V116H147ZM157 115H158V114H157ZM171 115H172V114H170V116H171ZM185 115H187V114L185 113ZM185 115H184V116H185ZM228 115H230V114H228ZM242 115H243V114H242ZM242 115H241V116H242ZM250 115H251V113H250ZM250 115H249V116H250ZM12 116H13V115H12ZM12 116H9L8 119H9V118L11 119ZM16 116L18 117L19 115H16ZM43 116H44V115H43ZM78 116H79V115H78ZM85 116H86V115H85ZM90 116H91V115H90ZM93 116H94V115H93ZM104 116H105V115H103V117H104ZM119 116H120V118L122 119L123 116H122L121 113L119 114ZM121 116H122V117H121ZM126 116H125V117H126ZM149 116H150V115H149ZM164 116H165V117H166V116H167V117H170L169 115H164ZM178 116H179V114H178ZM187 116H188V115H187ZM192 116H193V115H192ZM198 116H199V114H198ZM224 116H225V115H224ZM235 116H236V115H235ZM235 116L233 117V115H232V117H233L232 119H235ZM3 117H4V116H3ZM22 117H23V116H22ZM31 117H32V116H31ZM56 117H58V116H56ZM62 117H63V116H62ZM125 117H123V118H125ZM130 117H131V116H130ZM130 117H129V118H130ZM143 117H144V116H143ZM160 117H162V113H161ZM160 117H158V118H160ZM181 117H182V116H181ZM185 117H186V116H185ZM189 117H190V116H189ZM193 117H194V116H193ZM222 117H223V115H222ZM13 118H14V117H13ZM18 118H19V117H18ZM114 118H115V117H114ZM116 118H115V119H116ZM147 118H148V117H147ZM163 118H164V117H163ZM171 118H172V116H171ZM171 118H170V119H171ZM186 118H187V117H186ZM194 118H195V121H196V122L199 120V118L197 119V117H194ZM212 118H213V116H212ZM229 118H230V117H229ZM1 119H2V118H1ZM73 119H74V118H73ZM79 119H80V117H79ZM99 119H100V118H99ZM126 119H127V118H126ZM132 119H133V118H132ZM141 119H142V118H141ZM143 119H145V118H143ZM192 119H193V118H192ZM196 119H197V120H196ZM215 119H216V118H215ZM232 119H230V120L232 121ZM237 119H238V118H237ZM2 120H3V119H2ZM12 120H13V119H12ZM48 120H49V119H48ZM54 120H55V119H54ZM82 120H83V118H82ZM84 120H85V118H84ZM84 120H83V121H84ZM87 120H88V119H87ZM91 120H92V118H91ZM96 120H97V119H96ZM112 120H113V118H112ZM112 120L110 119V121H112ZM124 120H125V119H124ZM167 120H169V119H167ZM203 120H204V119H203ZM205 120H206V119H205ZM207 120H208V119H207ZM207 120H206V121H207ZM218 120H219V119H218ZM228 120H229V119H228ZM235 120H236V119H235ZM243 120H244V119H243ZM14 121H16V120L14 119ZM23 121H24V120H23ZM27 121H28V120H27ZM43 121H44V120H43ZM45 121H46V120H45ZM74 121H75V120H74ZM76 121H77V120H76ZM79 121H80V120H79ZM108 121H109V120H108ZM119 121H120V120H119ZM125 121H126V120H125ZM125 121L122 120L123 123H124ZM127 121H128V123H129V120H127ZM143 121H144V120H143ZM157 121L159 122V120H157ZM160 121H161V120H160ZM164 121H165V119H164ZM178 121H179V120H177V122H178ZM181 121H182V120H181ZM193 121H194V120H193ZM236 121H237V120H236ZM236 121H234V122H236ZM19 122H20V120H19ZM50 122H52V121H50ZM88 122H89V121H88ZM93 122H96V121H93ZM98 122H99V121H98ZM103 122H104V121H103ZM112 122H114V121H112ZM112 122H110V123H112ZM130 122H132V121L130 120ZM136 122H137V121H136ZM136 122H135V123H136ZM151 122H152V121H150V123H151ZM154 122H155V121H154ZM190 122H191V120H190ZM198 122H200V120H199ZM198 122H197V123H198ZM218 122H219V121H218ZM0 123H1V121H0ZM43 123H44V122H43ZM48 123H49V122H48ZM54 123H55V122H54ZM56 123H58L57 120H56ZM59 123H60V122H59ZM65 123H66V122H65ZM71 123H74V124H75V122H71ZM76 123H77V122H76ZM83 123H85V122H83ZM89 123H90V122H89ZM89 123H88V124H89ZM96 123H97V122H96ZM137 123H138V122H137ZM137 123H136V124H137ZM139 123H141V122L139 121ZM145 123H146V122L144 121V123H142L141 125H143V124H145ZM147 123H148V122H147ZM160 123H161V122H159V124H160ZM192 123H193V122H192ZM209 123H210V122H209ZM232 123H233V122H232ZM88 124L86 123V127H87ZM98 124H99V123H98ZM98 124H97V125H98ZM130 124H131V123H130ZM194 124H195V123H194ZM194 124H193V125H194ZM201 124H202V122H201ZM201 124H200V125H201ZM206 124H207V123H206ZM206 124H205V125H206ZM249 124H251V123L249 122ZM258 124H260V123H258ZM1 125H2V124H1ZM20 125H21V123H20ZM44 125H45V124H44ZM81 125H82V124H81ZM81 125H77V126L80 127ZM112 125H113V123H112ZM157 125H158V124H157ZM217 125H218V124H217ZM231 125H232V124H231ZM253 125H254V124H253ZM39 126H40V125H39ZM47 126H48V125H47ZM52 126H53V123H52ZM52 126H51V127H52ZM108 126H109V125H108ZM129 126H130V125H129ZM137 126H139V124H137ZM162 126L164 127V125H162ZM162 126H159V128H160V127L162 128ZM170 126H171V125H170ZM172 126H174V125H172ZM188 126H189V125H188ZM206 126H207V125H206ZM238 126H239V125H238ZM238 126H237V127H238ZM240 126H242V125H240ZM240 126H239V127H240ZM45 127H46V126H45ZM53 127H54V126H53ZM55 127H56V126H55ZM55 127H54V128H55ZM79 127H78V129H80ZM81 127H82V126H81ZM88 127L91 128L90 125H88ZM113 127H114V126H113ZM130 127H131V126H130ZM142 127H143V126H142ZM155 127H156V124H155ZM178 127H179V126H178ZM189 127H190V126H189ZM194 127H195V125H194ZM194 127H193V128H194ZM198 127L200 128L199 125L197 126V128H198ZM221 127H222V126H221ZM237 127H236V128H237ZM239 127H238V128H239ZM257 127H259V126H257ZM257 127H256V128H257ZM46 128H47V127H46ZM48 128H50V127H48ZM76 128H77V127H76ZM89 128H88V129H89ZM92 128H95V129H96V127H93V125H92ZM133 128H134V127H133ZM143 128H146V127H143ZM143 128H141V130H142ZM193 128H192V132H193L194 134H196L195 128H194V129H193ZM199 128L196 129L198 132H199ZM206 128H207V127H206ZM210 128H211V127H210ZM218 128H220V127H218ZM230 128H233V127L230 126ZM256 128H255V129H256ZM263 128H264V126H263ZM50 129H52V128H50ZM57 129H58V128H57ZM78 129H77V130H78ZM134 129H135V128H134ZM134 129H133L132 132H134ZM136 129H137V128H136ZM157 129H158V128H157ZM157 129H156V130H157ZM162 129H163V128H162ZM168 129H169V127H168ZM202 129H203V125H202ZM211 129H212V128H211ZM211 129H210V130H211ZM257 129H258V128H257ZM46 130H47V129H46ZM46 130H45V132L48 131V130H47V131H46ZM86 130H87V128H86ZM89 130H91V129H89ZM89 130H87V131H88V132H92V131H93V130H92V131H89ZM115 130H116V129H115ZM137 130H138V129H137ZM137 130H136V133L139 131V130H138V131H137ZM193 130H194V131H193ZM204 130H205V128L203 129V131H204ZM228 130H229V129H228ZM247 130H248V129H247ZM247 130H245V131H247ZM51 131H52V130H50V131H48V132L50 133ZM55 131H57V130H55ZM60 131L62 132V129H61ZM71 131H72V130H71ZM71 131H70V132H71ZM118 131H119V130H118ZM122 131H123V130H122ZM127 131H128V130H127ZM127 131H126V130H125V132L123 131L124 135L122 134V136H125V137H126V134H125V133H126ZM203 131H202V132H203ZM248 131H250V129H249ZM65 132H67V131H64V133H65ZM72 132H73V131H72ZM72 132H71V133H72ZM85 132H86V131H85ZM128 132H129V131H128ZM173 132H174V131H173ZM198 132H197V133H198ZM202 132H201V133H202ZM204 132H205V131H204ZM215 132H216V131H215ZM250 132H251V131H250ZM250 132H249V134H251ZM257 132H259V131L257 130ZM34 133H35V132H34ZM49 133H47V134H49ZM56 133L58 134V131H57ZM62 133H63V132H62ZM78 133H80V130H79V132L77 131L76 134H78ZM86 133H87V132H86ZM121 133H122V132H121ZM180 133H181V132H180ZM193 133H192V134H193ZM201 133H198V134H201ZM216 133H217V132H216ZM224 133H225V132H224ZM226 133H229V132L227 131ZM230 133H231V132H230ZM238 133H239V132H238ZM0 134H1V133H0ZM12 134H13V133H12ZM16 134H19V133H16ZM21 134H22V133H21ZM39 134H40V133H38V135H39ZM45 134H46V133H45ZM52 134H53V132H52ZM68 134H69V138L72 137V136H71L72 134H70V133H68ZM76 134H74V135H76ZM83 134L85 135V133H83ZM129 134H130V136H132V138H133V135H131V132H129ZM166 134H168V132H167ZM169 134H170V133H169ZM169 134H168V135H169ZM202 134H203V133H202ZM220 134H222V133H220ZM232 134H233V133H232ZM8 135H9V134H8ZM30 135H32V133H30ZM43 135H44V134H43ZM43 135H40L41 138L43 137ZM50 135H51V133L49 134V136H50ZM74 135H73V136H74ZM81 135H82V134H81ZM87 135H88V134H87ZM91 135L93 136V135H94V132H93V134L91 133ZM127 135H128V134H127ZM164 135H165V134H164ZM171 135H172V134H170L169 137H171ZM181 135H182V133H181ZM190 135H191V132H190ZM196 135H197V134H196ZM196 135H195V136H196ZM247 135H248V133H247ZM252 135H254V134H252ZM5 136H6V135H5ZM19 136H20V135H19ZM19 136H18V137H19ZM23 136H24V135H21V137H23ZM26 136L28 137L29 134H28V135L26 134ZM26 136L23 137V138H25V139L27 140ZM34 136H35V135H34ZM36 136H37V135H36ZM77 136H78V135H77ZM88 136H89V135H88ZM95 136H96V135H95ZM155 136H156V135H155ZM187 136H188V135H187ZM193 136H194V135H193ZM200 136H202V135H200ZM200 136H199L198 138H200ZM204 136H206L205 133H204ZM219 136H220V135H219ZM230 136H231V135H230ZM230 136L228 135V136H226V137H230ZM232 136H233V135H232ZM243 136H244V135H243ZM249 136H250V135H249ZM249 136H248V137H249ZM256 136H257V134H256ZM260 136H262V135H260ZM6 137H7V136H6ZM6 137H5V138H6ZM16 137H17V136H16ZM38 137H39V136H38ZM74 137H75V139H76V136H74ZM74 137H73V138H74ZM78 137H79V136H78ZM104 137H106V136H103V138H104ZM127 137H128V139H129V135H128ZM188 137H189V136H188ZM202 137H203V136H202ZM210 137H211V136H210ZM222 137H223V136H222ZM244 137L246 138V136H244ZM253 137H254V136H253ZM5 138H4V139H5ZM11 138H12V136H11ZM14 138H15V136L12 138L13 141H14ZM19 138H20V137H19ZM30 138H31V137H30ZM49 138H50V137H49ZM52 138H53V137H52ZM52 138H51V139H52ZM90 138L92 139V137H90ZM95 138H96V137H95ZM103 138H101V139H103ZM112 138H113V136H112ZM132 138H131V139H132ZM196 138H197V137H196ZM224 138H225V137H224ZM0 139H1V137H0ZM2 139H3V137H2ZM4 139H3V140H4ZM7 139L10 141L9 136H8ZM15 139H16V138H15ZM25 139H24V140H25ZM43 139H45V138H43ZM43 139H42V140H43ZM51 139H50V141H51ZM54 139H55V137H54ZM82 139H83V138H81V140H82ZM91 139H89V140L91 141ZM125 139H126V138H125ZM136 139H137V138H136ZM136 139H134V140L132 139V140L135 142ZM174 139H175V138H174ZM210 139H211V138H210ZM221 139H222V138H221ZM257 139H258V138H257ZM17 140H18V139H16V141H17ZM24 140H18V142L20 143V142H23ZM31 140H34V142H36V141H35V138H34V139L32 138ZM39 140H41V139H38V141H39ZM66 140H67V139H66ZM94 140L96 141V139H94ZM129 140H130V139H129ZM176 140H177V139H176ZM193 140H194V138H193ZM200 140L202 141L203 138H201ZM258 140H261V139H258ZM6 141H7V140H6ZM29 141H30V140H29ZM72 141H74V140H72ZM90 141H89V142H90ZM92 141H93V139H92ZM95 141H94V143H95ZM121 141H122V139H120V142H121ZM124 141H125V140H124ZM140 141H144V139H143V140H140ZM140 141L138 140V143H139ZM163 141H165V140L163 139ZM166 141H167V140H166ZM170 141H171V140H170ZM178 141H179V140H178ZM201 141H200V142H201ZM204 141H205V140H204ZM212 141H213V140H212ZM214 141H215V140H214ZM11 142H12V140H11ZM11 142H9L8 146L10 145ZM34 142H33V143H34ZM47 142H48V141H47ZM52 142H53V141H52ZM54 142H57V141H54ZM58 142H59V141H58ZM58 142H57V143H58ZM65 142H67V141H65ZM65 142H64V143H65ZM68 142H69V141H68ZM74 142H75V141H74ZM89 142H88V143H89ZM129 142H130V141H129ZM131 142H132V141H131ZM187 142H188V141H187ZM194 142H196V144L194 143V144H195V147H196L197 144H198L197 142H199V140H195ZM210 142H211V140H210ZM210 142H209V143H210ZM217 142H218V140H217ZM228 142H229V140H228ZM258 142H260V141H258ZM3 143H5V140L3 141ZM6 143H7V142H6ZM6 143H5V144H6ZM16 143H17V142H16ZM23 143H24V142H23ZM23 143H20V145H23ZM39 143H40V142H39ZM62 143H63V141L61 142V146H62ZM127 143H128V142H127ZM135 143H136V142H135ZM135 143H134V144H131V145H135ZM138 143H137V144H138ZM164 143H165V142H163V144H164ZM180 143H181V142H180ZM189 143H190V141H189ZM203 143H204V142L202 141V145H203ZM205 143H206V142H205ZM222 143H223V141H222ZM222 143H221V146H222ZM255 143H256V142H255ZM14 144H15V143H14ZM31 144H32V143H31ZM40 144H41V143H40ZM53 144H56V143H53ZM69 144H70V143H69ZM76 144H77V143H76ZM91 144H92V143H91ZM112 144H113V143H112ZM137 144H136V145H137ZM163 144H162V146H163ZM177 144H178V143H177ZM183 144H184V143H183ZM191 144H192V143H191ZM206 144H207V143H206ZM225 144H227V142H225ZM263 144H264V143H263ZM1 145H2V143H1ZM33 145H34V144H33ZM45 145H46V144H45ZM56 145H57V144H56ZM66 145H67V144H66ZM85 145H86V144H85ZM139 145H140V143H139ZM149 145H150V144H149ZM179 145H180V144H179ZM189 145H190V144H189ZM202 145H201L200 147H202ZM207 145H208V144H207ZM210 145L213 146L214 143H213V144H210ZM216 145H217V144H216ZM216 145H215V146H216ZM219 145H220V144H219ZM250 145H251V144H250ZM253 145H254V144H253ZM12 146H13V145H12ZM18 146H19V145H18ZM26 146H27V144H26ZM37 146H38V144H37ZM46 146H47V145H46ZM52 146H53V145H52ZM52 146H51V148H52ZM54 146H55V145H54ZM59 146H60V145H59ZM59 146H58V147L55 146V147H56L57 149H60ZM61 146H60V147H61ZM63 146H65V144H63ZM78 146H79V145H78ZM78 146H77V147H78ZM90 146H92V145H90ZM94 146L96 147V145H94ZM94 146H93V147H94ZM121 146H122V144H121ZM121 146L118 147V150L121 148ZM124 146H125V142H124ZM142 146H143V145H142ZM164 146H165V145H164ZM205 146H206V145H205ZM205 146H204V147H205ZM225 146H226V145H225ZM259 146H260V145H259ZM261 146H262V145H261ZM263 146H264V145H263ZM5 147H6V146H5ZM49 147H50V145H49ZM49 147H48V148H49ZM55 147H53V149H55ZM77 147H76V148H77ZM85 147H86V146H85ZM129 147H130V146H128V148H127V146H126L125 148L129 149ZM149 147H150V146L147 145V148H149ZM183 147H184V146H183ZM183 147H182V149H183ZM187 147H188V146H186V149H187ZM195 147H194V148H195ZM200 147L195 148V151H196V149H197V151H200V150H201V149H199ZM216 147H217V146H216ZM232 147H233V146H232ZM232 147H231V148H232ZM34 148H36V147L34 146ZM46 148H47V147H46ZM48 148H47V149H48ZM64 148H65V147H64ZM87 148H88V145H87ZM89 148H92V147H89ZM89 148H88V149H89ZM130 148H131V147H130ZM147 148L144 147V149H147ZM154 148L157 149V148H156V145H155ZM154 148H153V151H154ZM192 148H193V147H192ZM236 148H237V147H236ZM253 148H254V147H253ZM8 149H10V148H8ZM53 149H52V151H53V152H56V151H54ZM73 149H74V148H73ZM85 149H86V148H85ZM132 149H133V148H132ZM132 149H131V150H132ZM151 149H152V148H151ZM161 149H164V147L161 148ZM171 149H172V147H171ZM180 149H181V148H180ZM184 149H185V148H184ZM198 149H199V150H198ZM204 149H205V148H204ZM259 149H260V148H259ZM11 150H12V149H11ZM29 150H30V148H29ZM55 150H56V149H55ZM67 150H68V149H67ZM105 150H108V149H105ZM135 150H136V148H135ZM158 150H159V149H158ZM158 150H157V151H158ZM205 150H206V149H205ZM4 151H5V149H4ZM21 151H22V150H21ZM25 151H26V150H25ZM25 151H23V152L25 153ZM33 151H36V150L33 149ZM86 151H87V150H86ZM90 151H91V150H90ZM121 151H122V149H120V152H121ZM132 151H133V150H132ZM132 151H131V152H132ZM153 151H152V152H153ZM160 151H162V150H160ZM160 151H159V152H160ZM193 151H194V150H193ZM201 151H202V150H201ZM263 151H264V150H263ZM8 152H9V150H8ZM11 152H13V151H11ZM11 152H10V153H11ZM26 152H28V151H26ZM31 152H32V151H31ZM36 152H37V151H36ZM49 152H50V151H49ZM67 152H68V151H67ZM67 152H66V153H67ZM93 152H94V151H93ZM98 152H99V151H98ZM127 152H128V151H127ZM131 152H130V153H131ZM164 152H165V151H164ZM182 152H183V151H182ZM190 152H192V151H190ZM259 152H260V151H259ZM2 153H3V152H1V154H2ZM17 153H18V152H17ZM17 153L15 152V154H17ZM19 153H20V151H19ZM19 153H18V154H19ZM24 153H23V154H24ZM37 153H38V152H37ZM56 153H58V150H57ZM62 153H63V152H61V154H62ZM91 153H92V152H91ZM99 153H100V152H99ZM135 153H136V152H135ZM135 153H133V154H135ZM153 153L156 154V150H155V152H153ZM157 153H158V152H157ZM160 153H162V152H160ZM187 153H188V152H187ZM213 153H214V152H213ZM217 153H218V152H217ZM230 153H231V152H230ZM234 153H235V152H234ZM236 153H237V151H236ZM261 153H262V152H261ZM15 154H13V155L15 156ZM23 154H20V156H23ZM29 154H30V153H29ZM61 154H60V152H59V153H58V157H59V155H61ZM70 154H71V153H70ZM75 154H76V153H75ZM80 154H81V153H80ZM89 154H90V153H89ZM92 154H93V153H92ZM95 154H96V153H95ZM119 154H120V153H119ZM119 154H118V155H119ZM127 154H128V153H127ZM158 154H159V153H158ZM193 154H194V153H193ZM262 154H263V153H262ZM30 155H32V154H30ZM30 155H29V157H30ZM34 155H35V153H34ZM63 155H64V154H62V156H63ZM87 155H88V154H87ZM90 155H91V154H90ZM129 155H130V154H129ZM129 155H128V156H129ZM136 155H137V153H136ZM153 155H154V154H153ZM153 155H152V156H153ZM160 155H161V154H160ZM163 155H164V153H163ZM163 155H162V156H163ZM196 155H197V154H196ZM227 155H228V154H227ZM10 156H11V155H9L8 158H11V160H12L13 158L10 157ZM14 156H13V157H14ZM17 156H19V155H17ZM45 156H46V157H47V156H48V157L51 156V158H53L52 156H54V155H52V154L49 153L48 155H45ZM45 156H43V160H39V161H44V157H45ZM56 156H57V155H55V157H56ZM98 156H99V155H98ZM162 156H161V157H162ZM169 156H170V153H169ZM181 156H182V155H181ZM199 156H200V155H199ZM199 156H198V157H199ZM215 156H216V153H215ZM215 156H214V159H215ZM2 157H3V156H2ZM26 157H27V156H26ZM31 157H32V156H31ZM58 157H57V158H58ZM91 157H92V155H91ZM96 157H97V155H96ZM116 157H117V156H116ZM118 157H119V156H118ZM126 157H127V155H126ZM130 157H131V156H130ZM157 157H158V156H157ZM161 157H159V158H161ZM164 157H166V155H164ZM172 157H173V156H172ZM186 157H187V154H186ZM188 157H189V156H188ZM198 157H197V158H198ZM200 157H201V156H200ZM200 157H199V158H200ZM14 158H16V156H15ZM24 158H25V157H24ZM34 158H35V157H34ZM37 158H38V157H37ZM49 158H50V157H49ZM49 158H48V159H49ZM62 158H63V157H62ZM62 158H60V159L62 160ZM64 158H65V157H64ZM64 158H63V159H64ZM69 158H70V157H69ZM79 158H80V157H79ZM97 158H98V157H97ZM97 158H96V159H97ZM102 158H103V157H102ZM119 158H120V157H119ZM174 158H175V157H174ZM212 158H213V157H212ZM229 158H230V157H229ZM260 158H261V157H260ZM4 159H5V158H4ZM4 159H3V161H4ZM6 159H7V158H6ZM6 159H5V160H6ZM66 159H68V158H65V159H64L65 162H67V161L69 160V159H68V160L66 161ZM99 159H100V158H99ZM121 159L124 160L125 157H123V158H121ZM121 159H120V160H121ZM204 159H205V158H204ZM204 159H203V160H204ZM219 159H223V158H219ZM11 160H10V162H11ZM14 160H15V159H14ZM24 160H25V159H24ZM35 160H36V159H35ZM45 160L47 161V159H45ZM58 160H59V159H58ZM64 160H63V161H64ZM80 160H81V159H80ZM92 160H93V159H92ZM94 160H95V158H94ZM97 160H98V159H97ZM108 160H109V158H108ZM116 160H117L118 162L120 161V160H118V158H117ZM122 160H121V161H122ZM127 160H128V158H127ZM127 160H126V161H127ZM161 160H163V158H162ZM203 160H202V161H203ZM205 160H206V159H205ZM237 160H239V159H237ZM7 161H8V160H7ZM12 161H13V160H12ZM15 161H16V160H15ZM49 161H55V160H54V158H53V160H49ZM70 161H71V160H70ZM103 161H104V160H103ZM109 161L112 162V160H109ZM113 161H115V159H113ZM126 161H125V162H126ZM262 161H263V160H262ZM5 162H6V161H5ZM8 162H9V161H8ZM10 162H9V164H10ZM18 162H19V161H17V163H18ZM34 162H35V161H34ZM44 162H45V161H44ZM85 162H86V161H85ZM85 162H84V163H85ZM95 162H96V160H95ZM97 162H98V161H97ZM105 162H106V161H105ZM105 162H104V163H105ZM111 162H109V163H111ZM115 162H116V161H115ZM216 162H218V161H216ZM13 163H14V162H12V164H13ZM21 163H22V162H21ZM36 163H37V162H36ZM68 163H69V162H67V166L69 165ZM79 163H80V162H79ZM112 163H113V162H112ZM235 163H236V162H235ZM4 164H5V163H4ZM4 164H3V166H4ZM7 164H8V163H7ZM12 164H11V165H12ZM15 164H16V163H15ZM15 164H13V165H15ZM48 164H49V163H47V167H48ZM51 164H52V162H51ZM64 164H65V163H64ZM74 164H75V163H74ZM74 164L72 163V165H74ZM77 164H78V163H77ZM85 164H86V163H85ZM93 164H94V163H93ZM95 164H96V163H95ZM95 164H94V165H95ZM98 164H101V163H98ZM105 164H108V162L105 163ZM113 164H114V163H113ZM129 164H130V162H129ZM138 164H139V163H138ZM217 164H218V163H217ZM1 165H2V164H1ZM19 165H20V163H18V166H17V165H16V166L19 168ZM37 165H38V164H37ZM40 165H41V164H40ZM40 165H39V166H40ZM49 165H50V164H49ZM52 165H53V164H52ZM80 165H82V164H80ZM83 165H84V164H83ZM88 165H91V167H92V164H91V163L88 164ZM117 165H118V164H116V165H114V166L117 167ZM131 165H132V164H131ZM133 165H134V164H133ZM133 165H132V166H133ZM139 165H140V164H139ZM165 165H166V164H165ZM175 165H176V164H175ZM219 165H220V164H219ZM219 165H218V166H219ZM3 166H2V167H3ZM8 166H9V165H8ZM44 166H46V165H44ZM78 166H79V165H78ZM84 166H85V165H84ZM108 166H109V164H108ZM112 166H113V165H112ZM127 166H128V165H127V163H126V167H127ZM132 166H131V167H132ZM135 166H136V165H135ZM137 166H138V165H137ZM142 166H143V165H142ZM5 167H6V166H5ZM5 167H3V168L5 169ZM10 167H13V168H14L15 166H9V168H10ZM33 167H34V166H33ZM53 167H54V166H52V168H53ZM72 167H73V166H72ZM76 167H77V166H76ZM81 167H82V166H81ZM138 167H139V166H138ZM145 167H146V166H145ZM147 167H148V170H146V175H147V171H148V173H150L151 171L154 170V169H151V168H150L151 170H150V172H149V166L147 165ZM215 167H216V166H215ZM215 167H214V170H215ZM38 168H39V167H37V169H38ZM40 168H41V166H40ZM54 168H55V167H54ZM68 168H69V167H68ZM86 168H87V167H86ZM88 168H89V166H88ZM93 168H94V167H93ZM132 168H133V167H132ZM136 168H137V167H136ZM136 168H135V169H136ZM143 168H144V167H143ZM0 169L2 170V168H0ZM4 169H3V171H5ZM15 169H16V168H15ZM32 169H33V168H32ZM35 169H36V167H35ZM41 169H43L42 171H45V170H44V167L41 168ZM41 169H39L40 172H41ZM72 169H73V168H72ZM75 169H79V168H75ZM117 169H118V167H117ZM117 169H116V170H117ZM139 169H140V168H139ZM139 169H138L137 171H139ZM155 169H156V168H155ZM6 170H7V169H6ZM11 170H12V169H10V171H11ZM47 170H49V168H48ZM64 170H65V169H64ZM69 170H71V169H69ZM69 170H68V171H69ZM79 170L81 171V169H79ZM79 170L76 171V172H79ZM130 170H131V168H130ZM172 170H173V169H172ZM172 170H171V171H172ZM8 171H9V170H8ZM13 171H14V170H13ZM18 171H19V170L17 169V172H18ZM22 171H23V170H22ZM28 171H29V169H28ZM66 171H67V170H66ZM72 171H74V169H73ZM126 171H128V170L126 169ZM137 171H135V173H137ZM154 171H155V170H154ZM154 171H153V172H154ZM11 172H12V171H11ZM11 172H10V173H11ZM45 172H46V171H45ZM45 172H44V173H45ZM49 172H50V171H49ZM57 172H58V171H57ZM116 172H117V171H116ZM118 172H119V171H118ZM130 172H131V171H130ZM133 172H134V171H133ZM141 172H142V171H141ZM141 172H140V173H141ZM172 172H173V171H172ZM214 172H215V171H214ZM250 172H251V171H250ZM7 173H8V172H7ZM18 173H19V172H18ZM18 173H17V174H18ZM38 173H39V172H38ZM70 173H71V171H70ZM70 173H69V174H70ZM82 173H83V172H82ZM110 173H111V172H110ZM138 173H139V172H138ZM181 173H182V171H181ZM19 174H20V173H19ZM33 174H34V171H33V173H32L31 175H33ZM39 174H40V173H39ZM41 174H42V173H41ZM45 174H46V176H47L48 173H45ZM66 174L68 175V173H66ZM72 174H73V173H72ZM72 174H71V175H72ZM103 174H104V173H103ZM124 174H125V173H124ZM124 174H123V175H124ZM130 174H131V173H128V175H130ZM188 174H189V173H188ZM213 174H214V173H213ZM222 174H223V173H222ZM12 175H13V174L11 173L10 176H12ZM25 175H26V173H25ZM36 175H37V174H36ZM55 175L57 176V174H55ZM58 175H59V174H58ZM71 175H70V176H71ZM73 175H74V174H73ZM77 175H78V173H77ZM77 175H76V173H75V176H77ZM128 175H126V176L128 177ZM132 175H133V174H132ZM143 175H144V173H143ZM252 175H253V174H252ZM22 176H23V175H22ZM22 176H21V178H22ZM26 176H27V175H26ZM41 176H42V175H41ZM70 176L68 175V178H69ZM80 176H81V175H80ZM80 176L78 177V179L80 178ZM118 176H119V174H118ZM118 176H117V177H118ZM130 176H131V175H130ZM130 176H129V177H130ZM215 176H216V175H215ZM29 177H30V176H29ZM31 177H32V176H31ZM38 177H39V176H38ZM42 177H43V176H42ZM48 177H49V176H48ZM57 177H59V176H57ZM86 177H87V176H86ZM88 177H89V176H88ZM103 177H104V176H103ZM127 177H125V178H127ZM182 177H183V176H182ZM188 177H189L188 179H190V174H189ZM207 177H208V176H207ZM213 177H214V176H213ZM216 177H217V176H216ZM253 177H254V176H253ZM7 178H8V177H7ZM40 178H41V177H39L38 180H39ZM53 178H55V177H53ZM68 178H67V180H68ZM73 178H76V177H73ZM205 178H206V177H205ZM51 179H52V178H51ZM60 179H61V177H60ZM76 179H77V178H76ZM80 179H81V178H80ZM110 179H111V178H110ZM112 179H113V178H112ZM128 179H130V178H128ZM128 179H127V180H128ZM181 179H182V178H181ZM212 179H213V178H212ZM249 179H250V178H249ZM1 180L3 181L4 179H1ZM1 180H0V182H1ZM11 180H13V179H11ZM11 180L9 181V179H8V181H9L8 184L11 185L10 187H12V184H10ZM30 180H31V179H30ZM30 180H28V181H30ZM33 180H34V179H33ZM33 180H32V181H33ZM38 180L36 179V182H37V183H39ZM53 180H54V179H53ZM53 180H52V181H53ZM55 180H56V179H55ZM82 180H83V179H82ZM167 180H169V179H167ZM184 180H185V179H184ZM196 180H197V179H196ZM196 180H195V181H196ZM214 180H215V179H214ZM230 180H232V179H230ZM236 180H237V179H236ZM5 181H7V180H4V182H5ZM8 181H7V182H8ZM14 181H15V180H14ZM14 181L12 182V183H13V187H14V185H15L14 183H17V182H14ZM17 181H19V180H17ZM32 181H30V182H32ZM49 181H50V179H49ZM62 181H63V180H62ZM62 181H61V182H62ZM74 181H75V180H74ZM86 181H87V180H86ZM136 181H137V180H136ZM191 181H192V180H191ZM255 181H256V180H255ZM257 181H258V180H257ZM22 182H23V179H22ZM24 182H25V181H24ZM33 182H34V181H33ZM50 182H51V181H50ZM55 182H58V184H60V183H59L60 180L55 181ZM64 182L66 183V181H64ZM77 182L79 183L80 181H77ZM81 182H82V181H81ZM83 182H85V181L83 180ZM122 182H123V181H122ZM130 182H131V179H130ZM132 182L134 183L135 181H132ZM165 182H166V181H165ZM192 182H193V181H192ZM2 183H3V182H2ZM20 183H21V182H20ZM20 183H19V185H20ZM25 183H26V182H25ZM25 183H22V186H24L23 184H25ZM34 183H35V182H34ZM37 183H36V184H37ZM40 183H41V180H40ZM42 183H44V181H43ZM65 183L62 184L63 187L65 186V185H64ZM78 183H77V184H78ZM136 183H137V182H136ZM162 183H163V182H162ZM188 183H189V181H188ZM233 183H234V182H233ZM0 184H1V183H0ZM27 184H28V183H27ZM36 184H35V186L37 187ZM48 184H49V183H48ZM83 184H85V183H83ZM83 184H81V185H83ZM86 184H87V183H86ZM90 184L92 185V183H90ZM125 184H126V183H125ZM125 184H124V185H125ZM160 184H161V183H160ZM192 184H194V183H192ZM195 184H196V183H195ZM231 184H232V183H231ZM1 185H2V184H1ZM1 185H0V186H1ZM3 185H4V184H3ZM9 185H8V186H9ZM19 185H15V187H18ZM30 185H32V183H31ZM40 185H41V184H40ZM45 185H46V184H45ZM55 185H56V183H55ZM66 185H67V184H66ZM75 185H76V183H75ZM75 185H74V186H75ZM95 185H96V184H95ZM99 185H100V184H99ZM101 185H102V184H101ZM105 185H106V184H105ZM107 185H108V184H107ZM107 185H106V186H107ZM110 185H111V184H110ZM132 185H133V184H132ZM132 185H130V186H132ZM164 185H165V184H164ZM181 185H182V184H181ZM8 186H5V187L9 188ZM20 186H21V185H20ZM33 186H34V185H33ZM33 186H32V187H33ZM47 186H49V185H47ZM69 186H70V185H69ZM71 186H72V184H71ZM79 186H80V185H79ZM160 186H163V185H160ZM167 186H168V185H167ZM192 186H193V185H192ZM196 186H197V184H196ZM27 187H28V186H27ZM32 187H31V188H32ZM36 187H33V188H32L33 191H34V188H36ZM60 187H61V186L59 185L58 188H60ZM94 187H95V186H94ZM101 187H104V185H102ZM108 187H110V186H108ZM143 187H144V186H143ZM197 187H198V186H197ZM19 188L22 189V187H19ZM24 188H25V186H24ZM24 188H23V189H24ZM40 188H42V186H41ZM44 188H46V187L44 186ZM49 188H50V187H49ZM55 188H56V187H55ZM55 188H54V189H55ZM72 188H73V187H72ZM80 188H81V187H80ZM92 188H93V187H92ZM97 188H98V186H97ZM110 188H111V187H110ZM129 188H130V187H129ZM131 188H132V187H131ZM28 189H29V188H28ZM28 189L26 188V190H28ZM38 189H39V187H37V191H38ZM68 189H70V188H68ZM95 189H96V188H95ZM101 189H102V188L98 189L97 191H99V190L101 191ZM143 189H144V188H143ZM169 189H170V188H169ZM194 189H195V188H194ZM201 189H203V188H201ZM261 189H262V188H261ZM10 190H11V189H10ZM12 190H13V189H12ZM17 190H18V189H17ZM30 190H31V189H29V191H30ZM35 190H36V189H35ZM41 190H42V189H41ZM60 190H61V189H60ZM165 190H166V189H165ZM262 190H264V189H262ZM8 191H9V190H8ZM8 191H7V192H8ZM31 191H32V190H31ZM31 191H30V192H31ZM42 191H43V190H42ZM45 191H46V189H45ZM50 191H51V189H50ZM58 191H59V190H58ZM63 191H64V190H63ZM63 191H62L61 193L59 192V193L61 194V196L63 195ZM67 191H68V190H67ZM67 191H66V193H67ZM70 191H71V190H70ZM117 191H119V190H117ZM127 191L129 192L130 189L127 190ZM145 191H146V190H145ZM170 191H171V190H168L169 193H170ZM194 191H195V190H194ZM253 191H254V190H253ZM12 192H13V195H12ZM12 192H10V193H11L12 196H14V193H16V192H14V191H12ZM17 192H18V191H17ZM38 192H39V191H38ZM38 192H36V193H38ZM95 192H96V191H95ZM119 192H120V191H119ZM233 192H234V191H233ZM10 193H9V195H10ZM26 193H27V192H26ZM31 193H32V192H31ZM39 193H40V192H39ZM43 193H44V192H41L39 195H38V194H37V195L40 197V195H43ZM51 193H52V192H51ZM53 193L56 194L55 192H53ZM59 193H58V194H59ZM96 193H98V192H96ZM99 193H101V192H99ZM111 193H112V192H111ZM114 193H116V192H114ZM121 193H122V192H121ZM231 193H232V191H231ZM255 193H256V192H255ZM34 194H35V193H34ZM44 194H45V193H44ZM54 194H53V195H54ZM109 194H110V193H109ZM119 194H120V193H119ZM132 194H133V193H132ZM200 194H201V193H200ZM202 194H203V193H202ZM9 195H8V196H9ZM45 195H46V194H45ZM48 195H49V196H47L46 199H47L48 197H50V194H48ZM67 195H70V194L68 193ZM67 195L64 194L63 196L65 197V196H67ZM85 195H87V194H85ZM95 195H96V194H95ZM99 195H100V194H99ZM99 195H98V196H99ZM106 195H107V194H106ZM106 195H102V197L105 196L104 199H106ZM122 195H123V194H122ZM148 195H149V194H148ZM148 195H147V196H148ZM241 195H242V194H241ZM259 195H260V194H259ZM16 196H17V194H16ZM31 196H32V194H31ZM43 196H44V195H43ZM43 196H41V198H43ZM51 196H52V195H51ZM57 196H59V195H57ZM98 196H97V197H98ZM110 196H112V195L110 194ZM120 196H121V195H120ZM144 196H145V195H144ZM232 196H233V195H232ZM242 196H243V195H242ZM28 197H29V196H27V198H28ZM35 197H37V196H35ZM35 197H33V199H35ZM44 197H45V196H44ZM64 197H63V198H64ZM68 197H69V196H68ZM70 197L72 198L73 196H70ZM75 197H76V196H75ZM75 197H74V200L76 199ZM86 197H87V196H86ZM89 197H90V196H89ZM93 197H94V195H93ZM100 197H101V195H100ZM205 197H206V196H205ZM217 197H218V196H217ZM245 197H246V196H245ZM247 197H248V196H247ZM1 198H2V197H1ZM29 198H30V197H29ZM37 198H38V197H37ZM37 198H36V201H37ZM53 198H54V197H53ZM56 198H57V197H56ZM65 198H67V197H65ZM71 198H70V200H71ZM81 198H82V196H81ZM200 198H202L201 195H200ZM206 198H207V197H206ZM251 198H252V195H251ZM258 198H260V196H259ZM263 198H264V196H263ZM2 199H3V198H2ZM2 199H1V200H2ZM8 199H9V198H8ZM31 199H32V198H31ZM39 199H40V198H38V201H39ZM59 199H60V197H59ZM59 199H57V201H58ZM82 199H84V197H83ZM82 199H81V201H80L81 204H83V203H84L83 201L85 200V199H84V200H82ZM109 199H110V198H109ZM111 199H112V198H111ZM147 199H148V198H147ZM209 199H210V198H209ZM246 199H247V198H246ZM253 199H254V197H253ZM260 199H261V198H260ZM6 200H7V199H6ZM6 200L3 199L2 201H5V204H6V203H7ZM24 200H25V199H24ZM27 200H28V199H27ZM27 200H26V201H27ZM41 200H42V199H41ZM50 200H51V199H50ZM54 200H56V199H54ZM61 200H62V199H61ZM64 200H65V199H64ZM66 200L68 201V198H67ZM79 200H80V199H79ZM99 200H100V201H103V200H101V199H97L96 201H99ZM211 200H213V199H211ZM249 200H251V199H249ZM36 201H34V202L36 203ZM43 201H44V200H43ZM253 201H254V200H253ZM261 201H264V200H261ZM17 202H18V201H17ZM54 202H56V201H54ZM58 202H59V201H58ZM77 202H78V201H77ZM82 202H83V203H82ZM85 202H86V201H85ZM104 202H106V201L104 200ZM208 202H209V201H208ZM1 203H3V202H1ZM22 203H24V202H22ZM31 203H32V202H31ZM67 203H68V202H67ZM70 203H71V202H70ZM70 203H68V206H69ZM72 203H74V202H72ZM75 203H76V202H75ZM106 203H107V202H106ZM108 203H109V202H108ZM108 203H107V204H108ZM3 204H4V203H3ZM33 204H34V203H33ZM33 204H32V206H34ZM41 204L44 206L43 202H42ZM41 204H40V206H41ZM62 204H63V200H62ZM107 204H106V205H107ZM109 204H110V203H109ZM135 204H136V203H135ZM14 205H16V204H14ZM18 205H20V204H18ZM22 205H23V204H22ZM22 205H21V206H22ZM24 205H25V204H24ZM36 205H37V204H36ZM57 205H58V204H57ZM57 205H56V206H57ZM87 205L89 206L90 204H87ZM104 205H105V204H104ZM104 205H99V206H104ZM1 206H2V205H1ZM21 206L19 207V208L21 209V211H22L23 208H26V207L28 208V205H27L26 207L23 206V208H21ZM38 206H39V204H38ZM40 206H39V207H40ZM83 206H85V205H83ZM157 206H158V204H157ZM206 206H207V205H206ZM219 206H220V205H219ZM219 206H218V207H219ZM3 207H4V205H3ZM29 207H31V205H30ZM34 207H36V206H34ZM39 207H37V208H39ZM46 207H47V206H45V208H46ZM65 207H67V206H65ZM79 207H81V206H79ZM91 207H92V206H91ZM107 207H108V206H107ZM149 207H150V206H149ZM152 207H153V206H152ZM19 208H18V209H19ZM41 208H42V207H41ZM47 208H48V207H47ZM51 208L54 209V208H53V205H52ZM82 208H83V207H82ZM97 208H99V207H97ZM101 208H102V207H101ZM105 208H106V207H105ZM105 208H104V210H105ZM207 208H208V207H207ZM15 209H16V207H15ZM20 209H19V210H20ZM35 209H36V208H34V210H35ZM48 209H49V208H48ZM59 209H60V212H61V211H62V210H61L62 207H59ZM88 209H89V207H88ZM91 209H93V208H91ZM127 209H128V208H127ZM158 209H159V208H158ZM2 210H3V209H2ZM16 210H17V209H16ZM19 210H17V211L14 210L16 213L13 212V211H12V212L15 213V215H16L17 212H19ZM24 210H25V209H24ZM39 210H40V209H39ZM42 210H43V211L40 212L41 215H42V213L44 212V209H42ZM55 210H57V209H55ZM99 210H101V209L99 208ZM160 210H161V209H160ZM245 210H246V208H245ZM25 211H26V210H25ZM28 211H29V210H28ZM28 211H27V212H28ZM45 211H46V210H45ZM93 211H94V209H93ZM96 211H98V210H96ZM106 211L109 212L108 210H106ZM118 211H119V210H118ZM118 211H117V212H118ZM150 211H151V210H150ZM153 211H154V210H152V212H153ZM225 211H226V210H225ZM242 211H243V210H242ZM242 211H241V212H242ZM255 211H256V210H255ZM255 211H254V212H255ZM7 212H8V211H7ZM12 212H11V213H12ZM29 212H30V213H29ZM29 212H28V213L31 214V211H29ZM35 212H36V210H35ZM48 212H49V211H48ZM52 212H53V211H52ZM55 212H56V211H55ZM67 212H68V211H67ZM98 212H99V211H98ZM98 212H96V213H98ZM110 212H111V211H110ZM110 212H109V213H110ZM114 212H115V211H114ZM120 212H121V210L119 211V217H120V214H122V213H120ZM127 212H128V211H127ZM127 212H126V213H127ZM129 212H130V211H129ZM142 212H143V211H142ZM144 212H145V211H144ZM147 212H148V210H147ZM227 212H229V210H228ZM233 212H236V214H237V211H233ZM250 212H251V211L249 210V212H247V214H248V213L250 214ZM254 212H253V213H254ZM0 213H1V212H0ZM9 213H10V212H9ZM13 213H12L11 215H13ZM32 213H33V212H32ZM38 213H39V212H38ZM100 213H101V212H100ZM100 213H99V214H100ZM126 213H125V214H126ZM155 213H156V212H155ZM255 213H256V212H255ZM262 213H263V212H262ZM20 214H21V213H20ZM33 214H34V213H33ZM48 214H49V213H48ZM51 214H52V213H51ZM57 214H58V213H57ZM89 214H90V213H89ZM91 214H92V213H91ZM103 214L106 215V213H103ZM112 214H114V213H112ZM132 214H133V213H132ZM138 214H139V213H138ZM140 214H141V213H140ZM144 214H145V213H144ZM153 214H154V213H153ZM153 214H152V215H153ZM232 214H233V213H231L230 217L232 216ZM259 214H260V213H259ZM11 215H10V216H11ZM15 215H14V216H15ZM34 215H35V214H34ZM45 215H46V214H45ZM49 215H50V214H49ZM49 215H48V216H49ZM97 215H98V214H97ZM100 215H102V213H101ZM100 215H99V217H100ZM142 215H143V214H142ZM157 215H158V214H157ZM225 215H226V214H225ZM227 215H228V214H227ZM227 215H226V216H227ZM234 215H235V214H234ZM234 215H233V216H234ZM245 215H246V213H245ZM31 216H32V214H31ZM37 216H38V215H37ZM42 216H43V215H42ZM42 216H41V217H42ZM51 216H52V215H51ZM58 216H59V215H58ZM60 216H61V213H60ZM92 216H93V215H92ZM95 216H96V215H95ZM102 216H103V215H102ZM111 216H112V215H109V216L107 215V217H111ZM144 216H145V215H144ZM181 216H182V215H181ZM226 216H225V217H226ZM236 216H237V215H236ZM236 216H235V218H236ZM242 216H243V214H242ZM259 216H260V215H259ZM18 217H20V216H17V215H16L15 218H18ZM53 217H54V215H53ZM63 217H64V216H62L61 219H63ZM69 217L71 218V215H70ZM104 217H105V216H104ZM115 217H116V216H115ZM123 217H125V216H123ZM149 217H150V216H149ZM152 217H153V216H152ZM156 217H158V216H156ZM218 217H219V216H218ZM9 218H10V217H9ZM12 218H13V216H12ZM12 218H10V219H11V223L14 222V221H12L14 218H13V219H12ZM20 218H21V217H20ZM22 218H23V217H22ZM22 218H21V219H22ZM36 218H37V217H36ZM43 218H44V217H43ZM43 218H40V219L42 220ZM59 218H60V217H59ZM70 218H69V219H70ZM74 218H75V217H74ZM94 218H96V217H94ZM100 218H101V217H100ZM102 218H103V217H102ZM113 218H114V217H113ZM117 218H118V217H117ZM120 218H121V217H120ZM120 218H118V219H119L120 221L123 222L124 220H121ZM145 218H146V217H145ZM179 218H180V217H179ZM228 218H229V217H228ZM235 218H234V219H235ZM2 219H3L4 223H5V220H6V221L8 220L7 217H6L5 219H4V218H2ZM47 219H49V218H47ZM90 219H91V218H90ZM92 219H93V218H92ZM126 219H128V217H127ZM152 219H153V218H152ZM226 219H227V218H226ZM14 220H15V219H14ZM16 220H17V219H16ZM18 220H19V219H18ZM45 220H46V219H45ZM55 220H56V218H55ZM67 220H68V218H67ZM102 220H103V219H102ZM153 220H154V219H153ZM224 220H225V219H224ZM228 220H229V219H228ZM3 221H2V222H3ZM21 221H22V220H21ZM24 221H25V220H24ZM43 221H44V220H43ZM43 221H42V222H43ZM49 221H50V219H49ZM49 221H47V222H49ZM65 221H66V218H65ZM79 221H81V220H79ZM95 221H96V220H95ZM97 221H98V220H97ZM149 221H150V220H149ZM149 221H148V222H149ZM155 221H156V220H155ZM178 221H179V220H178ZM198 221H199V220H198ZM211 221H212V220H211ZM225 221H226V220H225ZM225 221H224V222H225ZM233 221H234V220H233ZM233 221H232V222H233ZM0 222H1V220H0ZM2 222H1V223H2ZM26 222H27V221H26ZM42 222H41V223H42ZM53 222H54V218H53V221L51 222V223H52V226L55 225ZM57 222H58V221H57ZM62 222H64V221H62ZM69 222H70V220H69ZM69 222H67V223H69ZM71 222H72V220H71ZM75 222H77V221H74V223H75ZM87 222H88V221H87ZM118 222H119V221H118ZM168 222H170V221H168ZM189 222H190V221H189ZM224 222H223V223H224ZM6 223H7V222H6ZM9 223H10V220H9ZM14 223H15V222H14ZM17 223H19V222H17ZM22 223H23V222H22ZM32 223H33V222H32ZM32 223H31V224H32ZM49 223H50V222H49ZM107 223H108V222H107ZM114 223H115V221H114ZM119 223H120V222H119ZM119 223H116V224H119ZM154 223H155V225H157L156 222H153V223H151V224H154ZM191 223H192V222H191ZM260 223H261V222H260ZM15 224H16V223H15ZM15 224L12 223V225H14V226H15ZM31 224H30V225H31ZM37 224H38V223H37ZM58 224H59V223H58ZM72 224H73V223H72ZM95 224H96V223H95ZM104 224H105V223H104ZM111 224H112V223H111ZM125 224H126V223H125ZM130 224H131V223H130ZM148 224H149V223H148ZM162 224H165V223H162ZM173 224H174V223H173ZM173 224H172V225H173ZM185 224H186V223H185ZM230 224H232V223H230ZM5 225H6V224H5ZM17 225H18V224H17ZM17 225H16V226H17ZM20 225H22V224H20ZM35 225H36V224H35ZM35 225H34V226H35ZM39 225H40V224H39ZM73 225L75 226V224H73ZM96 225H97V224H96ZM112 225H113V224H112ZM204 225H205V227H206V224H204ZM6 226H8L9 229H12V227H13V226H11V228H10L9 224L6 225ZM18 226H19V225H18ZM67 226H69V225H67ZM86 226H87V225H86ZM86 226H85V227H86ZM109 226H111V225H109ZM113 226H114V225H113ZM115 226H118V225H115ZM121 226H123V225H121ZM152 226H153V225H152ZM152 226H151V227H152ZM169 226H170V225H169ZM186 226H187V225H186ZM232 226H233V225H232ZM244 226H245V225H244ZM246 226H247V225H246ZM246 226H245V227H246ZM31 227H33V226H31ZM43 227H44V226H43ZM65 227H66V226H65ZM70 227H71V226H70ZM133 227H134V226H133ZM172 227H174V226H172ZM182 227H183V226H182ZM203 227H204V226H203ZM261 227H262V226H261ZM4 228H5V227H4ZM14 228H15V227H14ZM19 228H20V227H18V229H19ZM40 228H41V227H40ZM67 228H68V227H67ZM74 228H75V227H74ZM112 228H113V227H112ZM118 228H121V227H118ZM129 228H130V226H129ZM135 228H136V227H135ZM145 228H146V227H145ZM157 228H159V227H157ZM160 228H161V227H160ZM179 228H180V227H179ZM183 228H185V227H183ZM188 228H190V227H188ZM235 228L238 229L239 227H238V228L235 227ZM240 228H241V227H240ZM263 228H264V227H263ZM22 229H24V227H22L21 230H22ZM29 229H30V231H31V228L28 227V230H29ZM52 229H53V231H54V228H52ZM65 229H66V228H65ZM65 229H64V230H65ZM91 229H92V228H91ZM162 229H164V228H162ZM203 229H204V228H203ZM1 230H2V229H1ZM1 230H0V231H1ZM71 230H72V229H71ZM79 230H80V229H79ZM81 230H82V229H81ZM86 230H87V229H86ZM86 230H85V231H86ZM102 230H103V229H102ZM102 230H101V231H102ZM120 230H121V229H120ZM120 230H118V231H120ZM187 230H189V229H187ZM187 230L185 229L186 232H187ZM206 230H208V228H206ZM240 230H241V229H238V231H240ZM246 230H247V229H246ZM12 231H13V229H12ZM16 231H17V229H16ZM24 231H25V230H23V232H24ZM68 231H69V230H68ZM93 231H94V230H93ZM185 231L183 230V232H185ZM222 231H223V230H222ZM222 231H221V232H222ZM243 231H244V230H243ZM23 232H21V233H23ZM32 232H33V230L31 231V233H32ZM51 232H52V231H51ZM66 232H67V231H66ZM66 232H65V237L68 236V235L66 234ZM69 232H70V231H69ZM86 232H87V231H86ZM86 232H85V233H86ZM89 232H90V231H89ZM96 232H98V231H96ZM112 232H113V231H112ZM121 232H123L122 234H124V235H123L124 237L126 236V237H125L126 240L129 239V240H128V243H129V242H130V243H131V242H132V243L134 242V244L139 248V246H138V245H139V244H138V241H136V239H134V238L132 237V236L134 235V232H135V231L133 232V235H132V234H131V231L128 230L125 226H123ZM142 232H144V231H142ZM154 232H156V231H154ZM157 232H159V231H157ZM157 232H156V233H157ZM177 232H179V231H177ZM209 232H212V231H209V230H208V233H209ZM3 233H4V232H3ZM3 233L1 234L2 236L6 234V233H5V234H3ZM21 233L18 234V236L21 235ZM25 233H26V234H25L26 238L31 234V233H29V231H28V233H27V232H25ZM33 233H35V232H33ZM137 233L139 234L138 231H137ZM172 233H173V232H172ZM192 233H193V232H192ZM235 233H236V232H235ZM235 233H234V234H235ZM240 233H241V231H240ZM246 233L248 234L247 231H246ZM38 234H39V233H38ZM52 234H53V233H52ZM77 234H78V233H77ZM87 234H88V233H87ZM106 234H107V233H106ZM181 234H182V232H181ZM201 234H202V233H201ZM231 234H232V233H231ZM27 235H28V236H27ZM40 235H41V233H40ZM54 235H55V234H54ZM74 235H75V234H74ZM114 235H115V234H114ZM118 235H120V234H118ZM148 235H149V234H148ZM199 235H200V233H199ZM250 235H251V234H250ZM250 235H249V237H250ZM263 235H264V234H263ZM21 236H22V235H21ZM32 236H33V238L36 237V236H34V235L32 234V235H31V239H32ZM42 236H43V235H41L40 237H42ZM47 236H48V234H47ZM91 236H92V235H91ZM91 236H90V237H91ZM97 236H98V235H97ZM110 236H111V235H110ZM136 236H137V235H136ZM140 236H141V234H140ZM149 236H150V235H149ZM151 236H152V235H151ZM153 236H154V234H153ZM153 236H152V237H153ZM159 236H160V235H159V233H158V237H159ZM200 236H201V235H200ZM204 236H205V235H204ZM204 236H203V238H204ZM206 236H207V235H206ZM215 236H216V235H215ZM232 236H233V235H232ZM239 236H240V234H239ZM241 236H242V235H241ZM251 236H252V235H251ZM38 237H39V235H38ZM40 237H39V238H40ZM55 237H56V236H55ZM73 237H75V236H73ZM78 237H79V236H78ZM78 237H77V238H78ZM82 237H83V236H82ZM120 237H121V235H120ZM120 237H118V238H120ZM155 237H156V236H155ZM158 237H157V238H158ZM160 237H161V236H160ZM182 237H183V235H182ZM182 237H181V239H182ZM201 237H202V236H201ZM246 237H247V235H246ZM4 238H5V237H4ZM91 238H92V237H91ZM99 238H100V237H99ZM99 238H98V239H99ZM188 238H189V237H188ZM196 238H197V237H195V239H196ZM198 238H199V237H198ZM240 238H241V237H240ZM243 238H244V237H243ZM8 239H9V238H8ZM8 239H5V240H8ZM19 239L21 240L20 237H19ZM31 239H30V240H31ZM34 239H35V238H34ZM47 239H48V238H47ZM64 239H65V238H64ZM67 239H69V238L67 237ZM83 239H84V238H82V240H83ZM93 239H94V241H96L97 238H93ZM98 239H97V240H98ZM159 239H160V241H161V238H159ZM169 239H170V238H169ZM171 239H172V238H171ZM185 239H186V238H185ZM185 239H184V240H185ZM201 239H202V238H201ZM225 239H226V238H225ZM231 239H232V238H231ZM22 240H23V238H22ZM37 240H38V239H37ZM39 240H40V239H39ZM43 240H44V239H43ZM50 240H51V239H50ZM61 240H62V239H61ZM82 240H81V241H82ZM110 240H111V239H110ZM113 240H114V238H113ZM154 240H155V239H154ZM174 240H175V239H174ZM243 240H244V239H243ZM263 240H264V239H263ZM0 241L3 242L2 239H1ZM12 241H13V240H12ZM23 241H24V240H23ZM23 241H22V242H23ZM48 241H49V240H48ZM62 241H63V240H62ZM65 241H66V240H65ZM100 241H102V240H100ZM103 241H104V240H103ZM122 241H124V240H122V237H121V242H122ZM140 241H141V240H140ZM150 241H151V240H150ZM157 241H158V240H157ZM165 241H166V240H165ZM170 241H171V240H170ZM237 241H238V240H237ZM252 241H253V240H252ZM29 242H30V241H29ZM36 242H37V241H36ZM36 242L31 241V242H30V245H28V246H26V247L29 248V246H31V248H32V247H33V243H36ZM46 242H47V241H46ZM51 242H52V241H51ZM75 242H76V241H75ZM78 242H79V241H78ZM106 242H107V241H106ZM112 242H113V241H112ZM124 242H125V241H124ZM152 242H153V241H152ZM175 242H176V241H175ZM178 242H181V241H178ZM178 242H177V243H178ZM257 242H258V241H257ZM259 242H260V241H259ZM261 242H262V241H261ZM26 243H27V242H26ZM31 243H32V244H31ZM39 243H40V242H39ZM59 243H60V242H59ZM67 243H68V242H67ZM126 243H127V242H126ZM130 243H129V244H130ZM154 243H155V241H154ZM164 243H165V242H164ZM164 243H163V244H164ZM223 243H224V241H223ZM226 243H227V242H225V244H226ZM229 243H230V241H229ZM244 243H245V242H244ZM247 243H248V242H247ZM254 243H255V242H254ZM0 244H1V243H0ZM28 244H29V243H28ZM36 244H38V243H36ZM36 244L34 245L35 247H36ZM56 244H57V243H56ZM73 244H74V239H73ZM84 244H85V243H84ZM105 244H106V243H105ZM134 244H132V245H134ZM137 244H138V245H137ZM179 244H180V243H179ZM179 244H178V245H179ZM262 244H264V242H262ZM3 245H4V244L2 243L1 246H3ZM9 245H10V243H9ZM67 245H68V244H67ZM69 245H70V244H69ZM95 245H96V243H95ZM126 245H127V244H126ZM130 245H131V244H130ZM175 245H176V244H175ZM180 245H181V244H180ZM180 245H179V246H180ZM228 245H229V244H228ZM251 245H252V244H251ZM259 245H261V243H260ZM1 246H0V247H1ZM38 246H39V245H38ZM42 246H43V245H42ZM51 246H53V245H51ZM62 246H64V245H62ZM152 246H153V244H152ZM169 246H170V244H169ZM236 246H237V245H236ZM261 246H263V245H261ZM35 247H34L33 249H34V251L36 252V251H38V249H37V247H36V248H35ZM64 247H65V246H64ZM102 247H103V246H102ZM102 247H99V248L101 249ZM123 247H124V245H123ZM149 247H150V246H149ZM182 247H183V246H182ZM185 247H186V246H185ZM201 247H202V246H201ZM212 247H213V246H212ZM238 247H239V246H238ZM241 247H242V246H241ZM243 247H244V246H243ZM243 247H242V248H243ZM254 247H256V246H254ZM1 248H2V247H1ZM31 248H30V249H31ZM42 248H43V247H42ZM53 248H54V247H53ZM65 248H66V247H65ZM65 248L63 249V252L65 251ZM67 248H68V247H67ZM71 248H72V246H71ZM71 248H70V249H71ZM79 248H80V247H79ZM105 248H106V247H105ZM129 248H130V246H129ZM131 248H132V247H131ZM141 248H142V247H141ZM151 248H152V247H151ZM153 248H154V247H153ZM175 248H176V247H175ZM178 248H179V247H178ZM213 248H214V247H213ZM246 248H248V247H246ZM36 249H37V250H36ZM55 249H56V248H55ZM59 249H61V248H59ZM135 249H136V248H135ZM144 249H147V247L144 248ZM168 249H169V248H168ZM216 249H217V248H216ZM232 249H233V248H232ZM235 249H236V248H235ZM249 249H250V247H249ZM257 249H258V247H257ZM257 249H256V250H257ZM2 250H4V249H2ZM2 250H1V252H2ZM28 250H29V249H28ZM43 250H44V249H43ZM87 250H88V249H87ZM109 250H110V249H109ZM138 250H139V249H138ZM138 250H137V251H138ZM142 250H143V249H142ZM148 250H150V248H148ZM152 250H156V249H152ZM152 250H150V251H148V252H151ZM171 250H172V249H171ZM171 250H170V251H171ZM218 250H219V249H218ZM227 250H229V249H227ZM237 250H238V249H237ZM239 250H240V249H239ZM252 250H253V249H252ZM263 250H264V249H263ZM44 251H45V250H44ZM66 251H67V250H66ZM70 251H71V250H70ZM120 251H121V250H120ZM126 251H127V250H126ZM134 251H135V250H134ZM158 251H159V250H158ZM161 251H162V250H161ZM161 251H160V252H161ZM175 251H176V250H175ZM258 251H259V250H258ZM261 251H262V250H261ZM1 252H0V253H1ZM5 252H6V251H4V253H5ZM28 252H30V250H29ZM31 252H33V251H31ZM77 252H78V251H77ZM84 252H86V251H84ZM124 252H125V251H124ZM124 252H123V254H124ZM130 252H132V251H130ZM130 252H129V253H130ZM141 252H142V251H141ZM171 252H172V251H171ZM207 252H208V251H207ZM223 252H224V251H223ZM223 252H222V253H223ZM228 252H230V251H228ZM33 253H34V252H33ZM33 253H32V254H33ZM36 253H37V252H36ZM67 253H68V252H67ZM88 253H89V252H88ZM92 253H93V252H92ZM96 253H97V252H96ZM96 253H95V254H96ZM103 253H104V252H103ZM109 253H110V252H109ZM115 253H116V252H115ZM139 253H140V252H139ZM145 253H146V252H145ZM173 253H174V251H173ZM176 253H177V252H176ZM176 253H175V254H176ZM218 253H219V252H218ZM230 253H231V252H230ZM255 253H256V252H255ZM258 253H259V252H258ZM70 254H71V253H70ZM89 254H90V253H89ZM99 254L101 255V253H99ZM110 254H112V253H110ZM121 254H122V253H121ZM126 254H127V253H126ZM185 254H186V253H185ZM198 254H199V253H198ZM203 254H204V253H203ZM203 254H202V257H203ZM208 254H209V253H208ZM208 254H206V255H208ZM219 254H220V253H219ZM225 254H226V251H225ZM247 254H248V252H247ZM36 255H37V254H36ZM61 255H62V254H61ZM71 255H72V254H71ZM73 255H74V254H73ZM81 255H83V254H81ZM84 255L87 256L86 254H84ZM91 255H92V254H91ZM97 255H98V254H97ZM140 255H141V253H140ZM143 255H144V253H143ZM156 255H157V254H156ZM172 255H173V254H172ZM204 255H205V254H204ZM228 255H229V254H228ZM231 255H232V254H231ZM259 255L261 256V254H259ZM48 256H49V255H48ZM55 256H56V255H55ZM78 256H79V255H78ZM78 256H76V257H78ZM85 256H84V257H85ZM173 256H174V255H173ZM176 256L178 257V255H176ZM186 256H188V254H187ZM260 256H259V257H260ZM6 257H7L6 259L8 260V262H10V261H9V257H8L7 255H6ZM12 257H13V256H12ZM28 257H29V255H28ZM81 257H82V256H81ZM94 257H95V256H94ZM94 257H93V258H94ZM121 257H122V256H121ZM181 257H182V256H181ZM181 257H180V259H181ZM188 257H189V256H188ZM224 257H225V255H224ZM246 257H247V256H246ZM251 257H252V255H251ZM16 258H17V255H16ZM33 258H35V257L33 256ZM63 258H64V257H63ZM82 258H83V257H82ZM124 258H125V260H123V262H124V261L126 262V257H124ZM133 258H134V256H133ZM152 258H153V257H152ZM152 258H151V259H152ZM189 258H191V257H189ZM247 258H248V257H247ZM130 259H131V258H130ZM182 259L184 260L183 257H182ZM229 259H230V258L227 259L228 262H229ZM250 259H251V258H250ZM0 260H1V258H0ZM36 260H37V259H36ZM47 260H48V259H47ZM52 260H53V259H52ZM63 260H64V259H63ZM74 260H75V258H74ZM78 260H79V258H78ZM183 260H182V261H183ZM188 260H189V259H188ZM195 260H196V258H195ZM234 260H235V259H234ZM252 260H253V258H252ZM262 260H263V259H262ZM4 261H5V260L3 259V262H4ZM14 261H16V260H14ZM31 261L33 262L32 259H31ZM45 261H46V259H45ZM49 261H51V260H49ZM60 261H61V260H60ZM79 261H81V259H80ZM91 261H92V260H91ZM119 261H120V260H119ZM128 261H129L130 263H133V262H131V260H129V257H128ZM147 261H148V260H147ZM157 261H159V260H157ZM182 261H181V262H182ZM224 261H225V260H224ZM240 261H241V258H240ZM243 261H244V257H243ZM245 261H246V260H245ZM8 262L6 261L7 264H8ZM12 262H13V261H12ZM32 262H30V263H32ZM42 262H43V261H42ZM56 262H57V261H56ZM63 262H65V261H63ZM123 262H122V263H123ZM140 262H141V261H140ZM184 262H185V261H184ZM184 262H182V264H183ZM202 262H203V261H202ZM1 263H2V262H1ZM54 263H55V262H53V264H54ZM74 263H75V262H74ZM103 263H104V262H103ZM111 263H112V262H111ZM111 263H110V264H111ZM126 263H127V262H126ZM126 263H125V264H126ZM151 263H152V262H150L149 264H151ZM176 263H177V262H176ZM185 263H186V262H185ZM187 263H188V262H187ZM199 263H200V262H199ZM218 263H219V262H218ZM3 264H5V263H3ZM10 264H11V263H10ZM27 264H28V263H27ZM64 264H65V263H64ZM133 264H134V263H133ZM135 264H136V263H135ZM138 264H139V263H138ZM142 264H143V263H142ZM153 264H154V261H153ZM177 264H178V263H177ZM179 264H181V263H179ZM191 264H192V263H191ZM200 264H201V263H200Z\"/></svg>","mask_w":264,"mask_h":264}]
</instances>
